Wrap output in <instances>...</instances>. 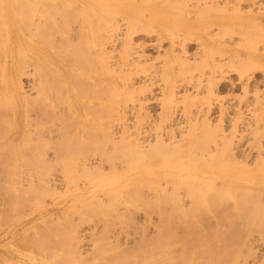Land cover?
Listing matches in <instances>:
<instances>
[{"label":"rangeland","instance_id":"obj_1","mask_svg":"<svg viewBox=\"0 0 264 264\" xmlns=\"http://www.w3.org/2000/svg\"><path fill=\"white\" fill-rule=\"evenodd\" d=\"M23 1H24V4H23ZM31 1H33V0H20V1L19 0H5V2H4V0H0L1 6L3 5L2 6L3 10L0 9V19L1 20L3 19V23L0 26V33H2L5 30V18L8 17L7 15H9L7 13H10V14L13 13V14H15V17L17 18V21L19 24L18 31H19V34L21 32V37L23 39V42L33 41V42H37V43L39 42V44L44 45L46 43H43V42H47V41H50L49 43H51V41L56 43V41H57V43H58L59 42L58 38L60 37V42H62L61 44H63V47L66 44H69V45L71 44L70 48L74 46L73 47L74 51L72 50V53L73 52L74 53L73 54L70 53L71 55L69 54L68 55L69 57L64 56V54H63L61 56L62 59H60V57L58 58V60L56 59L59 64H61L63 66L73 65L76 60L78 61L79 59H81V58H78V59L76 58V60L74 59V62H72L73 56L79 55V56H75V57H80L83 54L85 55V51H87L88 49H89L88 50L89 52L87 51L88 52L87 55H89V57L92 56L91 55V52L93 54L92 45L89 44L88 41H85V43H82V41L85 38L81 39L82 40L81 41L79 38H82V37H79V38L77 37L80 40V41H78V39H76V37L74 36V35H76V32H75L76 28H73V27H76L78 25V20H75L76 14L73 13L74 11L72 12V10L67 9V14H66V8L65 7H64L65 9H63L64 12L63 11L61 12V6H60V8L57 6L55 9L59 8L60 11H59V9H58V11L54 10L56 12L54 14V11H52L54 9L53 8L54 5L50 4V3H53V0H50L51 2H49V3H48L49 0H45V1L44 0L43 1L42 0H40V1L35 0V1H33L35 4H31ZM186 1L188 2V0H173V4H174L172 7L173 12H175V13L181 12L182 11L181 8H185V6H186V5L185 6L183 5L186 3ZM217 1L222 2L224 0H217ZM21 2H22V8L20 10ZM27 2H30L29 4L31 6L29 4L27 5ZM178 2H180V4ZM190 2H192V1H190ZM190 2L186 3V4L188 5V4H190ZM3 3H5V4H3ZM25 3H26V5H25ZM4 5H6V6L4 7ZM233 5H234V3L231 4L232 8L230 10V13H232L231 14L232 16L234 15V10H233L234 6ZM246 5L247 4H242L240 6L243 9V11L249 10V8L247 7L248 5L247 6ZM27 6H29L31 8L29 10L31 14L26 11L27 10L26 8H28ZM24 7H26V8H24ZM263 7H264V3H263ZM46 8L47 9L49 8V11L46 10ZM23 9H24V11H23ZM50 9H51V11H50ZM9 10H11L12 13ZM260 11H264V9H262ZM2 12H4V13H2ZM68 12L72 13V14L69 15ZM141 12L147 20L150 17H152L151 13L148 10H142ZM23 13H27V16H22ZM58 14H59V16L61 14L62 17H63V15L65 16V14L69 17L74 16V19L69 18V17H68L69 18L68 19L65 16V17H63V18H65V20L63 21V20H60L61 16L60 17L57 16ZM121 14H122V17H124V16L129 17V15L126 12H122ZM2 15L4 17H2ZM54 15H56L57 20L55 19ZM40 16H41V18H40ZM26 17L27 18L30 17V20L28 19V21H31V22H26V20H25V19H27ZM46 17L48 19L50 17V20L52 17V20H51L52 23H53V17H54V23H56L55 25L57 26V22L59 21L60 23L59 22L58 23L60 24V27H61V24H62V27L64 25H67L65 23L63 24V22H65V21L68 22L70 24L68 26H70L71 28L70 27L68 28V26H67L66 33L69 31L71 32L70 29L73 28L74 33L73 32L72 33L74 35L70 34L67 36H74L73 37L74 39H72V40H74V41L77 40L80 43L78 44L77 41H75V42L73 41L72 43L67 42L68 39L71 37L64 36L65 35V33H64L65 31L63 32L64 28H63V30H61L62 27L59 28V26H57L58 29H56L57 30L56 31L55 30L56 26L54 27V25H51V24L49 25L50 21L48 22ZM106 17L108 18V16H106ZM31 18H32V20H31ZM33 18H34V20H33ZM107 18L104 19L102 16L101 19L99 20V28L100 29H103L101 27L106 22ZM70 19H73V22L75 24L77 23L76 26L73 25L74 24L73 22L71 23V21H69ZM103 19H104V21H103ZM192 20L198 21V20H196V18H192ZM24 21H25V23H24ZM32 21H35L36 23H41V25L43 27L42 26L40 27V25L37 24L38 25L37 27L39 29L40 28L42 29V28H44V26H46L44 28V31H42V32H40L41 30H39L38 28L35 27L36 30H39V32L41 34L39 32H37L35 29H33L34 27L31 28L32 27L31 23H33L32 25L36 26V23L32 22ZM41 21L45 22V23L43 24ZM106 25L108 27V25H111V24L107 22ZM158 25H159L158 23H155V30L146 31V30L138 29L133 34V39H132L133 44H131L132 47H133V45H134L133 48L139 47L138 45H139V43H141V44H143V46L145 48V51L143 53L141 52L142 49L140 47H139V49H137V48L134 49L133 52H136V50H137L136 53L139 54L141 52V54H144L145 56L147 55L146 58H144L145 57L144 56L143 58L138 59V58H135L136 55H134L135 57L129 56L128 55L129 53H127V51L125 50V47L122 46L123 42H117L116 44H114V46H109V47L107 46V50L109 52H110V50L112 51L113 49L117 48V49H115L116 51L115 50L112 51L113 53L110 52L114 55V58L111 59L110 63H109L110 67L112 66L110 69L112 70V72H114L117 79L120 80V82L124 88H126V86H127V85H124V84H126V83H124L125 80L128 79L127 81L132 83V84L134 82V86H135L136 90L134 89V86L132 85L133 90L135 91V95H136V92L138 94L134 98L135 102H133V100H131V99L129 100V103L132 102V104L129 105L130 108H128L130 110L127 109L128 110L127 114H128L129 120L127 122H120V123L117 121L115 122V124H114L115 129L113 131V133H114L113 137H115L117 135L116 136L117 138H121L120 142H119V140L116 139L117 140L116 142L118 144L122 143L121 141H123L122 139H124V138H129V139L131 138L132 140L136 141L135 146L139 145L138 143H140V142L145 144V145H143V144L141 145L143 149H141V150L138 149V150L143 152L147 148L143 152V155L139 154L140 156L138 154L134 153L133 150H129L128 152H126L123 149L121 150L119 146H117V147L115 146V150L113 151V149H114L113 147H114L115 143H113L112 139H110L108 132L106 131V129H109V127L107 128L106 125H102L104 122H105L104 124H106V118H108L109 114L111 113V112H109L108 115H106V117H104L106 113L104 114L103 112L107 111V110L102 109L101 111H103V112H100V113H103V115H104L103 116L104 118H102V119H104V120H102V123L89 124L90 128L88 127V124H87L86 128H88L87 129L88 131L86 130L85 132H87V133L91 132L90 135L92 136V134H93L92 139H91V136L88 137V134L86 135V133H85V135L87 136L86 137L87 142L85 141L86 140L85 139L83 142H80L82 144L81 145V144H79L78 141H77L78 143L77 142L73 143L72 142L73 140L70 137L68 138L69 134H71L72 131L74 130L71 127H75V125L71 126V124H73L75 122L72 123L71 122L72 119H71L69 121L71 123H69L67 121L69 119H67L65 116L64 117L67 120H65L63 116H62V118L64 120L62 118H59V117H61L60 112L58 113V111H60V109H61V112H64L63 114H66V116H67L68 110L63 109L64 111H62L63 107L67 108V106H65L67 104V102H64V105L62 104L63 105L62 106L60 100L65 98V97H62L61 94H59V92H57L58 95L56 94V91L59 90V88L62 89L61 87L65 86L64 81L62 84L63 78H65V77L68 79H70L69 77L72 78V76L67 77V75H68L67 71H66L67 75H65V77L59 76L62 80L58 77L54 78L53 77L54 75L51 77L52 74L47 77V79L49 80V83H50L49 85H52V83L55 80L56 81L59 79L61 80V83H59V81H57L58 84L60 85L59 86L57 84L59 86V88L56 89L55 88L56 86L54 87L55 88L54 92L56 94V95L54 94L55 98L57 97V99H58L61 96V99L59 98L60 100H58L59 106L60 105L61 106L60 107H57V105L55 106L54 102L56 100L53 98L54 92H51L49 94V97H50V99L52 98L51 99L52 105L54 106V107L53 106L52 107L54 108L55 113L51 112L50 108H48L50 111L45 108L48 111L47 114H49V113L54 114V116H53L54 118L57 115V118H59V120L56 121L57 118L52 119L51 117H49V116H51V114L49 116L47 115L48 116L47 118H46V116H44L46 114L41 115V112L42 113L44 112L42 110L44 107H42V109H41L39 107V105L41 106V104H40L41 102H42V104H44V103H43L42 99H40L42 101H40L38 99V98H41V95H39L40 93H38V91H36L37 88L34 86L37 84V83H35V81L37 80L38 75H40V77H42V75H44V73H45L44 69L46 68V66H45L44 62H41V65L44 64L41 66V67H43L42 68L43 70H42V69L38 68L40 62L35 57H32V58L28 57L29 58L28 59L27 56H25L24 60L22 58H19V59H22L24 61L23 62L20 60L21 62L25 63L24 67L22 64L19 63L18 57H16V58L13 57V55H10L11 54L10 52H8V54H5L6 57L8 56L7 58L3 55L4 60H3V58H0V60L1 59L3 60V62L0 61V69L2 70V71H0V73H1L0 74V76H1L0 77V81H1L0 85H2V86H0V89L2 88L0 91V96L4 90L2 78L5 75L6 71L11 72L12 68L16 72H14V70H13L11 73H14L13 75L15 76L14 78L16 79V81L18 83H21L22 86H24L23 87L24 91H28L29 89L27 86H29V88H30V85L35 83L33 85L34 86L33 89L36 88L35 91L38 93V95L35 94L36 92L33 91L32 86H31L30 89L32 91L31 90H29L30 92L28 91V93H30V95L27 93L25 94V92L22 89V91H23L22 97L25 99L24 101L26 104H28V107L29 106L31 107V105H32V108H33V111H30V108L28 109V112H29L28 114L32 115V116L30 115L31 117L29 119L35 120L34 123H38V124H36L37 129L42 128L44 130V131L42 130V132H44L43 136L41 135L42 132L40 133L41 129L39 131L40 134H38V132L35 131L36 128H34L33 132L31 131V134L33 133L32 135H34V137L37 139H33L34 137L32 135H30V136L29 135H27V136L23 135L24 138L26 137L25 138L26 141H25V139H23V137H21L20 139L17 140L18 142L17 141L13 142L11 139V140H8V143L5 144L6 148L9 145L8 147H10L11 150H12V148L10 145H12V144H14L15 148L16 147L20 148L21 151H22V149H21V147H22L23 151L25 153L24 154L25 156H22L21 155L22 152H20V151L18 153L14 152V151H10L11 154L7 153V151L9 152V148H7L6 151L4 150L0 153V161L1 162L3 161L2 163L0 162V165H2V164L3 165L4 164H6V165L12 164L13 165V163H12L13 159H14L13 162H15V164L13 166L9 165V167H8V166L4 165L5 168L4 167L0 168V264H214V263L215 264H223L224 260H225L224 261L225 264L227 262L229 264H233V263L234 264H264V188H263L264 187V164H262V162H264V156H263V159L261 158V161L259 160V158L262 155H264L263 154L264 153V139H263L264 137H262V136H264V120H263L264 119V116H263L264 115L263 114L264 113V69L258 68L255 72L250 71L248 73V75L242 76L239 73L238 69H236L235 67H231L232 60L235 61L236 58H234L233 53H227V52H225V50H229V49L239 47V45L241 46L245 42H241L242 39H240L239 35H234V37L232 38V40L234 42H229V40H230L229 37L225 36V38L223 40H226L227 42H215L218 47L220 46L224 50L218 51L216 49L218 52L214 51V54H212V57L215 59V63L218 65L219 64L222 65V67L220 69L221 73L218 72L217 74L213 75L214 77H212V75L209 72L206 74H203V73L201 74L199 69H196V70L193 69L194 70V73H192L193 78L190 77V76H192L191 72H193V70L192 71L190 70L189 74H187V75H186V73H184V71H182L184 73V75L182 76L183 78H182L181 76L178 75L180 73L182 75V72H180L179 70H175L177 73V77H178V78L176 77V79H178V81H177L174 77L175 75L172 73L170 74V70L167 71V73L169 75L166 73V76H165L166 70L164 69L163 66H161L162 67V70H161L160 65L162 64V61H164V58H166L165 52L167 50H171V42L168 39H165L164 41H158V38H159V35L161 32L159 30ZM27 26H29V27H27ZM47 26L49 28L51 26H53V27H51V32L53 31L55 35L53 33H52V35L48 33L49 35L47 36V38L45 37L46 32L49 30V28ZM28 28H31L32 30L28 29ZM46 28H48L47 31L45 30ZM59 29L62 31V33H60V35H59V33H57L60 31ZM29 30H31L33 34H35L34 32H36V34L35 35H33L32 33L30 34L31 31L29 32ZM214 30H215V32H214ZM214 30H213V34L215 35L216 32L218 34V31H216L218 29L214 28ZM122 31L126 32L127 30L124 28V30H122ZM4 32H7V31H4ZM102 32H103V30L99 31L100 37L104 36V34H105L104 32H106L105 29L103 32L104 34ZM43 33H44V35H42ZM77 33L79 35V32H77ZM3 34H5V33H3ZM6 34H7L6 36L0 34V38L3 41L8 39L7 38L8 33H6ZM12 34L16 37V39H14V36L11 35V36H13V37H11L12 42H17L18 41L17 33L12 32ZM36 35H37V37H36ZM40 35L44 36V38H42V36H40ZM218 35L221 36L222 34H218ZM55 37H56V39H55ZM61 38L62 39L64 38L65 40L63 39L64 41H61ZM42 39H45V41ZM235 41H237V42H235ZM18 42H21V41H18ZM64 42L65 43L67 42V43L64 45ZM70 42H71V39H70ZM118 43H120L121 45ZM187 43L188 44L186 46V50H185V52L183 51V54L181 51L182 47L176 48V50L174 52V54H176L175 56H178V53H179L178 57H181L183 60L187 59L190 62V64H189V62L187 61L188 66L194 65V64L196 65L197 63H200V60L198 59L196 61V58L199 55L198 52H199L200 48L203 46L202 40L196 39V37H194L192 41L187 42ZM4 44H5V42L0 41L1 47H3L2 45H4ZM86 44H89L91 46H87ZM117 44H118V46H116ZM69 45H66L67 47H64V48L68 49ZM47 46H48V44H47ZM82 46H83V49L85 48V50L82 49ZM50 47H52V45ZM50 47H47V48L52 53H53V51L54 52L58 51L57 50L58 47L52 48V50L56 49L53 51L50 49ZM86 47H89V48L86 49ZM111 47H113V48H111ZM74 48H76L79 51L81 50L80 51L81 53L79 51L78 52L82 55L78 54V52ZM122 48H123V52H120V51H122ZM11 49L13 50V47H11ZM59 49L61 50L62 47H59ZM90 49H91V51H90ZM242 50L246 51V49H243V48H242ZM62 51H63V49H62ZM64 51H66V50L64 49ZM67 51L69 52V50H67ZM117 51L120 53H118ZM3 52H4V49L2 50L0 48V53L3 54ZM115 53L118 56H120V55L122 56L124 54L123 55L124 58L121 56L120 57L125 59V60L126 59L130 60V63H127V65L129 64V67H131V68L129 69V67L126 65V63H124V64L127 67H124L123 66L124 64L122 63L123 61L121 62L120 61L121 58H119V57L116 58ZM222 53H225V55L222 56L221 55ZM53 54H55V53H53ZM84 55L82 56V58L84 57V59H83V61H81L80 64H82L84 62V60L86 61V59L89 58V57L86 58V56H84ZM93 55H95V58L97 60L99 59V58H97L96 54H93ZM183 56L184 57L187 56V57L184 58ZM63 57H64V61L66 63L63 61ZM70 58L72 59V61L70 60ZM92 58H93V60L91 59V64L96 65L95 62H97V61L94 60L95 59L94 56H92ZM181 58H179V60ZM220 58H222V59H220ZM6 59H7V61H6ZM59 59L61 60V62ZM68 59L71 61V63ZM116 59L119 60L120 62L117 61ZM144 59H145V61H147L148 64L144 61ZM27 60H28V62H29V60H32V61H30L31 63H28V64L30 66H31V64L34 67L36 66V68H38V70H39V71H37V69H36V71L38 72V73H36V71H34L33 66H32L33 71L31 70L32 67L27 68V72H29V70H30V72L28 74L31 73L30 75L33 74V76L28 75L26 77V75H24L26 73L25 65L27 63ZM89 60H90V58L87 60V63H89ZM149 60H150V63L148 62ZM229 60L231 62H229ZM67 61H69V64L67 63ZM93 61H94V63H92ZM100 61L101 60H98V62H100ZM139 61H140V63H139ZM37 62H39V63H37ZM3 63H4V65H3ZM87 63H85L86 66L88 65ZM116 63L123 64L122 65L123 67L119 66ZM142 63H144V65H146V64L147 65L144 66ZM230 63H231V65H230ZM19 64H20V67H19ZM139 64H142V65H139ZM14 65H15V67H13ZM74 65H77V62ZM78 65H79V63H78ZM82 65H84V64H82ZM93 65H92V67L94 68L95 71L93 70V68H90L91 66L90 67L88 66V69H86L87 67L86 68L84 67L86 79L92 78V77H90V74L94 73V75H95V73H96L95 76H97L100 73L99 71H101L100 70L101 63L98 64L99 66H97V69H95L96 66L95 65L93 66ZM137 65H139V67L142 66L143 68L141 67L142 69L140 68L141 69L140 70L139 67H136ZM6 66L8 68H6ZM149 66H150V68L152 66L153 67L150 69ZM19 68L24 70V72H22V74H21V77L23 80H21V78H20V72L21 71H19ZM89 68L91 70H93L94 72L93 71L91 72L89 70ZM98 68H99V71H98L99 73L96 72V70H98ZM119 68H122L123 70H120ZM132 68H136L138 70L132 69ZM114 69L116 71H118V70L119 71L115 72ZM127 69H128V71H127ZM163 69L165 70L164 74H162ZM86 70H87V72H86ZM124 70L127 72H124ZM134 70L137 72V74ZM143 70L146 74H144V72L142 74ZM129 71H131L132 74L129 75V73H130ZM138 71L139 72L141 71V72L138 73ZM175 71H173V72L175 73ZM34 72L36 73V77L34 75L35 74ZM87 73L88 74L90 73L89 76ZM64 74H65V72H64ZM72 74L75 76V73H72ZM102 74H100V75L102 76ZM126 75H127V78H125V80H124V77H126ZM171 75H174V76H171ZM129 76H131V77H129ZM162 76L165 79L161 80ZM85 77L83 75L81 78L85 79ZM102 77H103V79H107L104 76H102ZM184 77H186V78H184ZM197 77H199V79L201 78L200 82H199V79ZM78 78H80V76ZM209 78L211 80L213 78L214 79H213V81L209 80V82H208L207 79H209ZM74 79H75V77H74ZM86 79H85V81H86ZM141 79L143 82L141 81ZM172 79L174 81L176 80L175 86H174V82L171 83ZM183 79H184V81H183ZM215 79H216V81H215ZM39 80H40V78H39ZM39 80H37V81L39 82ZM71 80L69 83L74 87L76 84H78L77 86L79 88V86H80L79 82L80 81L76 80V82H78V81L79 82L74 84L75 80L74 81L73 80L71 81ZM22 81L24 84L22 83ZM85 81H83V82H85ZM83 82H82V86L84 85ZM212 82H213V84H212ZM56 83H53V84L56 85ZM152 83H153V85H152ZM207 83H208V85H207ZM147 84H149V85H147ZM209 84H211V85H209ZM85 85L86 86H83V87L86 90L89 87V85H87V83ZM141 85H143L142 89H146V91H144L143 93H141V91H140V90H142V89H140ZM167 85L168 86L173 85L174 87H176V88H174L176 91V94H174V99L175 98H177V99L174 100L173 96L170 95L171 93L167 94V98L170 97L172 101L169 100V98L163 99V97L166 96L164 93L165 89H166V92L168 90ZM82 86H81V88H82ZM113 86H115V85H113ZM146 86H149V87L146 88ZM202 86L203 87L205 86V87L203 88ZM123 87H121V88L123 89ZM116 88H115V91L113 90L114 92H116ZM93 89L95 90V88H93ZM79 90H83V88L82 89L79 88ZM85 90H83V91H85ZM88 90H90L89 92L91 93V88H89ZM117 90H119V89L117 88ZM162 90H164V91H162ZM52 91H53V88H52ZM97 91H99V89ZM89 92H87L88 94H86V92H84V95L88 96V98L90 96L93 97L95 95H98V93L97 94L92 93L93 95H91ZM61 93L63 95V91ZM206 93L208 95H210V96H208L210 98H207ZM32 94L37 95V96H33ZM51 94L53 95L52 97H51ZM28 95L30 96L31 100H29ZM118 96H119V94H118ZM186 97H187V99H186ZM88 98H87V100L89 101L90 99H88ZM194 98H195V105L198 103V106H200V105L202 106L203 103L204 104L206 103L205 106H204V104L202 107L200 106L201 107L200 109L202 111H204L205 114L206 113L207 114L206 115L202 114V112H201V114L203 116H207L209 118V122L211 124L210 128L211 129L213 128L212 131H214V133H212L210 135H208V133H206L205 130L207 128H205L206 126L204 127V124L201 123L203 116L199 114L198 110H200V109L196 105L197 106V107L195 106L196 108L191 107V110H193V112H195V113H193V117L195 115L200 116L201 121L197 122V124H199V126H201L203 124L202 126L204 128L201 126V128L199 129V126H197L198 127V128H196L197 129L196 130L197 135H195L196 133L194 135L192 134L195 131L194 128L196 127V125H195L196 123H194V121L192 119L191 120L188 119V118H190L189 115H191L192 113H190V111H189V113H190L189 114L188 109L186 112H184L186 109H183V108H185V106H188V104H187L188 100L191 101V100H194ZM117 99H115V100H117V101H115V103H116V107L119 110L117 109V111H116V109H115V111L117 113V114L115 113L116 116L118 114L122 115V113H124L123 112L124 110H122V107L124 108V106H125V104L122 103L124 105L121 107V105H120L121 103L120 102H119L120 104L118 103L119 98H117ZM207 99H208V102H205V101H207ZM256 99H257V101H259V100H261V101H259L257 103ZM10 100H11V101H9V102H11L10 107H13V105L20 103V101H21L20 99H16L14 97H11ZM36 100H37V102H36V104H34ZM167 101H171L172 103H175V105H172L170 102L168 103ZM9 102L7 100V104H9ZM164 102H165V104H164ZM182 102H183V104H182ZM21 103L23 104L22 101H21ZM30 103H32V104H30ZM117 103L120 106H117ZM188 103H190V102H188ZM199 103H200V105H199ZM207 103H209V104H207ZM7 104L2 103L1 112H0V114L1 113L3 114L2 118L4 115H5L4 117H7L10 115V113H12L11 109H13V108H9L10 104L9 105H7ZM168 104H170L169 106H171V107L173 106V107L170 109V107L167 106ZM176 104H177V106H176ZM42 106H44V105H42ZM7 108H9L10 111L9 110L8 111L10 113H8ZM167 108H169V109L167 110ZM197 108H198V110H197ZM177 109L179 112L177 111ZM194 109H196L197 111H195ZM46 110H45V112H46ZM56 110H58V111H56ZM65 110H67V113H65L66 112ZM86 110L89 111V113H90V110H88L87 108L84 109L85 113L87 112ZM97 110H99V109L96 108V111ZM140 110H142V111L140 112ZM256 110H257V113H256ZM96 111L94 110V113ZM168 111H170L171 114ZM38 112L40 115L37 114ZM138 112L141 113V115ZM184 113H185V116L188 119V121L184 120L185 119ZM111 114L115 115L114 112H112ZM165 114H166V116H165ZM260 114H261V117H260ZM11 115H13V114H11ZM142 115H143V121L140 119V117L142 118ZM145 115H146V117H145ZM170 115H171V117H170ZM178 115H180L181 117ZM99 116L101 117V115H99ZM11 117H10L9 121H7L9 118H7V119L4 118L8 123L2 124L0 121V129L2 128V130L0 132L6 133L5 134L6 137L4 139H2L0 136V138L2 139V140L0 139V142L5 141L8 137V135L11 133L10 132L11 128L9 126V122L11 124L13 123L12 122L13 120L11 121V119H13V117L12 118ZM135 117L139 118L140 122ZM257 117L258 118L260 117V118L258 119ZM49 118H50V121H49ZM68 118H69V114H68ZM164 118H165V121H164ZM221 119H223V120H221ZM255 119H256V122H255ZM5 120H4V122H6ZM51 120H53V121L51 122ZM189 120H190V122H189ZM235 120L237 122H234ZM63 121H65V123L68 122V124H70L69 127L71 126L70 129H72V130H70L69 127L67 128V124H66V129H65L64 128L65 123ZM62 123H64V125H62ZM183 123L185 126L183 125ZM6 124H8V126ZM56 124H57V126H56ZM95 125H97V126H95ZM98 125H100V127L102 128L101 131L103 133H101ZM116 125H118L119 127H117ZM135 125H136V127H135ZM220 125L222 128L220 127ZM257 125H258V127H257ZM40 126H42V127H40ZM94 126H95V128H94ZM173 126H175L176 128ZM191 126H192V131L190 130ZM46 127H48L49 129ZM219 127H220V129H219ZM253 127H254V129H253ZM63 128H64V130H62ZM92 128L96 129V130L93 129L94 133H93ZM67 129H69L70 133ZM146 129H149L147 131L150 133H148L146 131ZM187 129H188V131H187ZM222 129H223V131H222ZM8 130H9V134H7L8 132H6ZM59 130L62 132H60ZM66 130L68 132H66ZM89 130H90V132H89ZM117 130L121 133L117 132ZM122 130L124 131L123 134H125L124 137L122 136ZM128 130H129V132H127ZM160 130H161V132H160ZM201 130L204 132H202ZM251 130H253L254 132H252V133L249 132ZM96 131L97 132L99 131L98 132L99 134ZM171 131L173 132L172 134H170ZM45 132H47L48 134ZM55 132H57V134ZM186 132L188 134L190 133L188 135V137L186 135L187 134ZM201 132L203 133V135ZM3 133H0V134L2 135ZM51 133L52 134L54 133L55 135H52ZM61 133H62L63 137L66 134V139H68L69 141L66 140L65 137L63 138L65 140H63L61 137L62 135L59 136V134H61ZM95 133H97V135ZM126 133H128V135ZM250 133H251V135H250ZM102 134H104L103 141H102V138H99V137H101ZM134 134H136V135H134ZM174 134H175V136H174ZM200 134H201V136H200ZM217 134L220 136H218ZM260 134H261V136H259L260 137L259 138L258 135H260ZM37 135H39V136H37ZM159 135H162V137L160 136L159 138L160 139L164 138L163 139L164 141L161 139L163 142H165L167 140L166 142L169 145H171V143L173 142L174 145L172 144V146H175L174 142H176L177 145L175 146V148H173L172 146H168V147L164 148L167 145V143L165 144L164 147L161 146V144H157L159 141L157 139ZM204 135H205V138L204 137L202 138V136H204ZM211 135L212 136L214 135L215 137L217 135V137L215 139L217 141H215L213 138H211L212 137ZM221 135H224V136L221 137ZM28 136L30 137L29 141H27ZM45 137H47V138H45ZM94 137L96 139H94ZM219 137H221V138H219ZM223 137H226L228 139L227 143H226L227 139H225ZM55 138H57V140ZM58 138L62 139L63 141L58 139ZM255 138H257V139H255ZM261 138L263 139V141H260V140H262ZM45 139L46 140L48 139L47 141L49 143H47V141H45ZM93 139H94V141H92ZM107 139H109V142L107 141ZM194 139H196V140H194ZM208 139H210V140L213 139V141L217 142L219 144V146L222 143V147L221 146L219 147V152H220L221 148L223 150H225V148L228 144V146L229 147L231 146L230 148H232L229 150V152L231 151L230 152L231 154L234 153V156L232 157V155L229 152L227 153V150L224 152H226L228 156L224 155L225 153L223 152V150H221V152L223 153L222 155H224V157L221 155V157H223V158H221L220 157L221 152L220 153L218 152V144L213 143L212 141H210ZM137 140H139L138 143H137ZM192 140H194V141H192ZM222 140H224V142ZM50 141H51V143H50ZM53 141H54V143H52ZM57 141L58 142L61 141V142L58 143ZM144 141L146 143H144ZM202 141L204 143H202ZM9 142H11L12 144H10ZM68 142L70 144L73 143L72 145H75V144L78 145V146L77 145H75V146L78 148L77 149L78 151L80 150L79 152L77 150H75L76 149L75 146L71 145L73 147V149L75 148L74 149L75 151H73L74 153L72 152L74 154L73 155L74 157L70 156V153H68L70 157L67 156L68 154L65 150L68 147H70V144ZM110 142H112L113 144H111ZM151 142H153V144L155 143L154 144L155 148H152V149L153 150L155 149V152L158 150L159 153L156 152V155L157 154H159V155H157V156L154 155L155 153L152 152V149L150 150L151 153L149 151H147L149 149V146L152 145ZM178 142H179V144H178ZM197 142H200V145ZM219 142H221V143H219ZM262 142H263V144H261ZM84 143H86L87 145ZM117 143H116V145H117ZM149 143H150V145H149ZM207 143H209L210 146ZM259 143L261 145L260 147L262 148V150H260L259 149L260 147L257 146V145H259ZM22 144H24L25 146H23ZM54 144L57 147H55ZM65 144H67V145H65ZM100 144H102V145L100 146ZM104 144H107V145L105 146ZM223 144L225 145V148H224ZM40 145L41 146L43 145L42 147H44L45 149L47 147V149H49V150H43L42 151V148ZM61 145H63L62 147H64L63 149H65V150L62 149ZM79 145L81 147H79ZM83 145L85 147L87 146L88 148L87 147L85 148ZM89 145H91V146L89 147ZM154 145H152V146H154ZM157 145H160L161 147L159 146L160 147L159 148V147H157ZM188 145H190L189 148H187ZM198 145H199V147L205 146L204 148H206V145H208L209 150L207 149L208 151L207 150L204 151V149H202V148L199 149ZM30 146H32V147L38 146L39 151L34 152V150H33L34 153L29 151L30 149H28V148H31ZM82 146L84 147L83 150H82ZM104 146H105V148H104ZM145 146H148V147H145ZM59 147H60V149H59ZM96 147H98L100 150H98V148H96ZM196 147H198V148H196ZM229 147H228V149H229ZM255 147H257V148H255ZM40 148H41V150H40ZM91 148H92V151L89 150ZM190 148H192V149H190ZM85 149H88L89 151L85 150ZM170 149L173 152L169 151ZM258 149L260 151H258ZM58 150L59 151L62 150V152L59 153L60 156L58 154V152H59ZM97 150H98V153L100 152L99 154L96 153ZM101 150H103V151H101ZM105 150L106 151L108 150L107 153H109V154L104 153V152H106ZM110 150H111L112 155H110V152H109ZM116 150H119V151H116ZM138 150L136 149L135 152H137ZM200 150L201 151L203 150L201 153L202 155L199 154ZM64 151H65V155L62 156V154H64ZM112 151L114 152V154ZM162 151H164L163 152L164 154L168 153V155H164V154L161 155ZM187 151H191V152H187ZM209 151H211V152H209ZM84 152H86V153H84ZM101 152H102V154H101ZM14 153H15V155H14L15 157L13 156ZM29 153H30V155H29ZM35 153H36V156L34 155ZM41 153H43V154H41ZM121 153H124V154L121 155ZM196 153L198 156L200 155V157H197L195 155ZM5 154H6V156L4 157L3 155H5ZM44 154H45V157L43 156ZM78 154H79L80 158L77 157ZM87 154H88V156H86ZM125 154H126V157L124 156ZM135 154L138 156H135ZM185 154L188 156L186 157ZM92 155H94V156H92ZM95 155H96V157H95ZM104 155H105V157H104ZM116 155H119V158ZM211 155H212V157H211ZM64 156L65 157L67 156L68 158L72 159V160L69 159V161H68V162L71 161L70 164H65V161H67L68 158H65ZM82 156L85 158V161H83L84 158H82ZM109 156H112V157L114 156L115 158L114 157L110 158ZM151 156H152V158H151ZM153 156H154V158H153ZM166 156H167V158H165ZM86 157L88 158V160H90L89 162H88ZM94 157H95V159H94L95 161L99 160L98 163L95 161L93 162ZM196 157L198 158V161H197ZM209 157H210V159H209ZM74 158H75V160H74ZM19 159H21V160H19ZM91 159H92V161H91ZM112 159L115 160V162ZM186 159L188 160V162ZM79 160H81L82 163L83 162H85V163L91 162V164L97 163L96 165H99V163H100L101 168L103 167L104 169L103 168L102 169L106 172H103L100 169V167L94 166V165L91 167H98L100 170L98 168H97L98 171H97V169L95 170V168H93V170H91L92 168H90V167H89V169L91 171H89V169L86 170L85 168H84L85 169L84 170L83 169L84 163L82 164L81 161L79 163ZM86 160H87V162H86ZM73 162H74V164H73ZM112 162H113V164H112ZM119 162L122 164L124 162L123 167H122V165H120ZM192 162H193V164H192ZM20 163H22V164H20ZM24 163H26V164H24ZM42 163H44V167L42 166ZM209 163H210V165H209ZM17 164H18V166H17ZM23 164L25 167L23 166ZM27 164H29V166ZM114 164L116 166L118 164L117 168L120 166L122 168L115 170ZM260 164H262V165H260ZM30 165L33 168L30 167ZM34 165L36 166V168ZM40 165L42 166V168ZM63 165H64V167H63ZM66 165L67 166L69 165V166L67 167ZM73 165H75V166H73ZM20 166H22V167H20ZM127 166L129 167L128 170L125 171V174L122 173V171L124 170L123 168L127 167ZM76 167L78 170L76 169ZM81 167H82V169H81L82 172H84V173L87 171L88 172L83 175L81 170L79 169ZM106 167H108V168H106ZM70 168L72 170H70ZM73 168H74V170H73ZM113 169H114V171H113ZM77 171L78 172L80 171V172L78 173ZM93 171L95 172V175H93L94 174ZM89 172H92V173H90L91 175L88 174ZM83 176H85V177H83ZM48 180H50V181H48ZM166 180H167V182H166ZM249 181H252V182L254 181L256 184L262 185L261 189L249 191L247 188H245L246 190L244 191L242 188H239L237 190V192H234V191H233L234 193L233 192H223V195L221 194L222 192L221 193L219 192V191H222L221 186L223 187V185L227 186V184H229V183H235V184L238 183L240 186L245 185L247 187L250 185V184H248ZM218 184H219V187L217 186ZM162 185H163V187H162ZM174 185L181 186V187H179L181 192H180L179 188L177 186H174ZM199 186L202 188H200ZM216 186L218 189L219 188L220 189L218 190L216 188ZM189 187L192 191H190L189 189L188 190L185 189V188H189ZM162 188H163V192H162ZM207 188H209V189H207ZM214 188L216 190H218V193L216 192V190ZM55 189L57 191L54 192ZM164 189L167 193H164ZM176 189H178L179 191L178 190L176 191ZM211 189L213 191H215L217 194L215 193V195H212L213 191H211ZM175 191L177 194H180V195H178V197L180 196L178 198L179 202L176 201L177 199L174 198V195L176 194ZM195 191L197 193H195ZM204 191L205 192L207 191L206 195H205ZM170 192H171V195L173 197H170V194H169ZM203 192H204V194H203ZM209 192H210V194H209ZM162 193H164V195H167V196L169 194L168 198L163 199L162 196H164V195ZM192 193L197 194V195H193ZM227 193L231 194L230 197L233 198V200L227 196ZM49 194H52V195H49ZM200 194H201V196H200ZM218 194L220 195V201L222 200L221 198L224 199V200H222L221 203H219L220 201L218 200L219 199ZM243 194H245V200H244V198L240 197V196L244 197ZM207 195H209V196L206 197ZM224 195H226V196H224ZM109 196H110V198H109ZM167 196H165V197H167ZM190 196H191V199L189 198ZM194 196L195 197L200 196L201 198L203 197L204 199L207 198L205 200L206 201L205 203H207V205L209 204L208 206H210V208H211V206L213 208V209L209 208V214H207L208 209H207V205L204 203V199H201V201L197 202V199ZM213 196H216V197H213ZM200 197H199V200H200ZM226 197H227V200L225 199ZM172 198H174L173 200H175V202H177L176 204H179L181 207L184 206L183 208H181V207L179 208V207H177L176 204H173V206L176 205L177 210H178V208L180 209V212L178 210V213L176 212L177 211L176 207H173L171 204V203H174ZM176 198H177V196H176ZM241 198L244 201V203H243V201H241ZM110 199H113V200H111L112 203H111ZM208 199L211 201L210 203L212 205L209 203ZM211 199L215 200V201H212ZM161 200L162 201L164 200V202L166 200L167 201L164 204V202L162 203ZM225 200L228 202H229V200L234 201L231 203V207H230L231 211L233 212V215H230L231 212H230L229 207H223L225 205V203L223 205H222V203H223V201L225 202ZM108 201H109V203H108ZM113 201H116L117 203L113 202ZM118 201H120V203ZM193 201H195V206H193V204H192ZM180 202H181V204H180ZM196 202L200 203V204L204 203L206 207H203V208H205V210L202 208L201 205H198ZM102 203H103V205L105 204V206L101 205ZM122 203H123V206L120 205ZM166 203L168 206H166ZM217 203H218V205H217ZM229 203L227 204V202H226L225 206H228ZM240 203H242L243 206H242V204L240 205ZM126 204H127V206H126ZM109 205H110V208H109ZM160 205L164 209L163 211H162V208H160ZM163 206H165V207H163ZM199 206H201L202 209ZM232 206H233V208H232ZM111 207H112V209H111ZM124 207L125 208L128 207L127 209H129V210L131 209V211L126 210ZM191 207L193 208L192 211L190 210ZM196 207L197 208L199 207V208L196 209ZM236 207L241 209V211L239 212V209H237ZM165 208H167V209H165ZM217 208H220L219 212H218ZM173 209H175V213H177L179 216L177 214H174L175 216L171 214L172 212H174ZM181 209H182V211H184V212H182L183 214L181 213ZM187 209H189V211H188L189 216H187L188 214H187V212H185V211H187ZM199 209H200V211L201 210H203V211L200 212ZM206 209H207V212H206ZM214 209H215V213L217 212L216 215L214 213ZM234 209H235V212H237V213H235L233 211ZM166 210H168V211H166ZM112 211H114V212H112ZM165 211L167 213H165ZM197 211H198V214H200L198 217H197ZM205 212H206V214H205ZM169 213L171 214V216ZM179 213H181V214H179ZM184 213L186 216L184 215ZM195 213H196V215H195ZM211 213H212V215H211ZM202 214H205V215L202 216ZM223 214H225V215H223ZM234 214L236 215V217ZM260 214H262V215H260ZM194 215L196 218L194 217ZM218 215H220V216H218ZM162 216L163 217L165 216L164 219L169 218L170 220L168 219V221L164 222L165 220L163 221ZM217 216H218V218H217ZM171 217H172V219H171ZM177 217L179 219H177ZM223 217L226 220H224ZM226 217L228 219L231 218V220L228 221V219ZM221 218H222V221L224 220L223 222H225L224 225L225 224L228 225V229H226L227 228L226 225H225V227L222 225L223 224L222 221L218 222L219 219L221 220ZM232 218L234 220H232ZM216 219H218V220L216 221ZM255 221H256V223H254ZM167 222L169 224H167ZM231 222H234V225L232 224L233 227L230 225ZM165 226H167V227H165ZM219 226L221 227L220 228L221 230L219 229ZM223 229H226V230L224 231ZM249 229L251 231H249ZM219 230L221 232H219ZM222 230L225 233L222 232ZM248 231L251 233H249ZM234 252L237 253V255ZM239 252H241V253H239ZM231 257H233V258H231ZM235 261H237V262L235 263ZM230 262H232V263H230Z\"/></svg>","mask_w":264,"mask_h":264},{"label":"bare ground","instance_id":"obj_2","mask_svg":"<svg viewBox=\"0 0 264 264\" xmlns=\"http://www.w3.org/2000/svg\"><path fill=\"white\" fill-rule=\"evenodd\" d=\"M20 1V0H19ZM33 1H35V0H33ZM33 1H31V4H35ZM40 1V0H39ZM43 1V0H42ZM45 1V0H44ZM190 1H192V2H190ZM264 0H224V1H222V2H220V1H215V0H188V2L186 1V3H189L190 2V4H183L184 6H185V8H181L182 9V11L181 12H179V13H175V12H173V10H172V7H173V0H53V3H50V4H52V5H54V9L52 10V11H54V10H57L58 11V9L60 8V6H61V12L63 11L64 12V10L63 9H65L66 8V14H67V9H70V10H72V12L74 13V14H76V16H75V20H78V27L76 26V24L73 22V19H74V16H72V17H69V16H67L66 14H65V16L68 18H73V19H70L69 21H71V23L73 22L74 24L73 25H75L76 27H73V28H76V30H75V32H76V35H74L73 33H74V31H73V28L72 29H70L71 30V32L69 33V32H67L66 33V29H67V26L68 25H70L68 22H63V24L65 23V24H67V25H64L63 27H62V24H61V27H60V22L58 23L57 22V26H59V28H61V30H63V28H64V30H63V32L65 33V35L64 36H66V37H71V38H69L68 39V41L67 42H69V43H72L74 40H72V39H74L73 37L75 36L76 37V39H78L79 37H82V38H79L80 40L81 39H84L83 41H82V43H85V41H88L89 42V44H91L92 45V48H93V54H96V56H97V58H99L98 60H101L100 62H98V60L95 58V55H93L92 54V52H91V55L92 56H94V60L95 61H97V62H95L96 63V68L95 69H97V66H99L98 64L99 63H101V65H100V70L101 71H99V68H98V70H96V72H98L99 74L97 75V76H95L96 75V73H95V75H94V73L93 74H90V77H92V78H87L86 79V77H85V71H84V69L86 68V69H88V66L90 67V68H93L92 67V65L93 64H91V59L93 60V58H92V56L91 57H89V55H87L88 54V52L87 51H85V55L84 56H86V58H90V60H89V63H87V60L89 59H86V61L84 60V62L82 63V64H84L85 65V63H87L88 65L86 66H84V65H82V64H80L81 63V61H83V59H84V57L82 58V54H80L81 52V50L79 51V50H77L76 48H74L77 52H78V54H80V55H82V56H80V57H75V56H79V55H74L73 56V61H72V57L70 58V60L72 61V62H74V59L76 60V58L78 59V58H81V59H79L78 61L76 60L75 61V63L77 62V65H67V66H63V65H61V64H59L58 63V58L60 57V59H62V55L64 54V56H68L70 53L71 54H73L72 53V50H73V47H71L70 48V46H71V44L69 45V44H66L65 42H64V45L66 44V45H69V48L68 49H66V48H64V47H67L66 45L63 47V44H61L62 42H60V37L58 38L59 40V42L57 43V41H56V43H54L53 41H51V43H49L50 41H47V42H43V43H46V44H39V42L37 43V42H33V41H30V42H23V39H22V37H21V32H20V34H19V31H18V26H19V24H18V21H17V18L15 17V14H13L12 13V9L11 10H9V11H11V13L12 14H10V13H7V14H9V15H7L8 17H6L5 18V30L4 31H7V32H2V33H0L1 35H7L6 33H8V39L7 40H2L1 38H0V41H2V42H5V44L4 45H2L3 47H1L0 46V48L3 50L4 49V52H3V54H1L0 55V58H3V55L5 56V54H8V52H10L11 54L10 55H13V57H18V59L19 58H22L23 60H24V58H25V56H27V58L29 57V58H32V57H35L36 59H38L39 60V62H40V64H39V66H38V68H40V69H42L43 67H41L42 65H44L45 64V66H46V68L44 69V75H42V77H40V75H38V77H37V80H39V78H40V80H39V82L36 80L35 81V83H37L36 85H34V84H31L30 85V88H31V86H32V89H33V87L35 86L36 88V91H38V93H40L39 95H41V98H38L39 100L40 99H42L43 100V103L44 104H42V102L40 103L41 104V106L39 105V107L42 109V107H44L42 110L44 111L43 113L41 112V115H44V114H46V115H44V116H46V118L51 114V116H49V117H51L52 119L54 118L53 116H54V114H52V113H49V114H47V110L46 109H48V108H50L51 109V112H53V113H55L54 112V106L52 105V98L50 99V97H49V94L51 93V92H54L55 91V88L57 89V88H59V84H58V82L57 81H59V83H61V78L59 77V76H64L65 77V75H67L66 74V71H67V73H68V75H67V77L68 76H72V78L71 77H69L70 79H68V78H63V80H62V84H63V81H64V87H61L62 89H60L59 88V90H57L56 91V94H57V92H59V94H61V96L62 97H65V98H63V99H61V96L57 99V97L55 98V92L53 93V95H54V99L56 100H54L55 102V106L57 105V107H60L62 104L64 105V102H67V104L65 105V106H67V108H65V107H63L62 108V111H64L63 109H67L68 110V113H67V110H65L66 112L65 113H67V116H66V114H63L64 112H61V109H60V111H58V110H56V111H58V113L60 112V114H61V117H59V118H62V116L64 117H66L67 119H69V120H67L65 117H64V119L65 120H67L68 122L71 120V122L73 123V122H75V123H73V124H71V126L72 125H75V127H71L72 129H74L73 131H72V133L71 134H69V136H68V138L70 137L73 141V143L75 142H79V144H81L80 142H83L85 139H86V135L88 134V137L89 136H91L90 134H91V132H90V130H89V132L90 133H87V132H85L88 128H86V126H87V124H88V127H89V124H98V123H102V120H104V119H102V118H104V117H106V115H108V113L109 112H114V114L116 113V111H117V107H116V103H115V101H117L118 99L117 98H119V101H118V103L121 105V107L125 104V106H124V108L122 107V110H124L123 112L124 113H122V115H117L116 116V114L115 115H113V114H109V117L108 118H106V124H102V125H106L107 126V128L109 127V129H106V131L108 132V134H109V136H110V139H112V141H113V143H115L114 144V149H113V151L115 150V146L117 147V146H119L120 147V149L122 150H125L126 152H128L129 150H133L134 151V153H136V154H140V155H143V152L147 149H145L143 152L142 151H140L141 149H143L142 148V144L143 143H138V141L139 140H137V143L139 144V145H137V146H135V142L136 141H134V140H132L131 138L129 139V138H124V139H122L123 141H121L122 143H120V144H118L116 141L117 140H119V142H120V140H121V138H117L115 135V137H113V131H114V124H115V122L117 121V122H127L128 120H129V117H128V110H130V109H128V108H130L129 107V105H131L132 104V102H130L129 103V100L131 99V100H133V102H135L134 100V98H135V96L136 95H138L137 94V92H136V95H135V91L133 90V86H134V82H133V84L132 83H130V82H128L127 80H125V78H127V75H126V77H124V80H125V82L124 83H126V84H124V85H127L126 86V88H124L123 86H122V84H121V82H120V80L119 79H117V77H116V75L114 74V72H112V70L110 69L111 67H110V60L111 59H113L114 58V55L112 54L113 52L112 51H114L115 49H117V48H115V49H113L112 51L110 50V52H112V53H110L108 50H107V46L109 47V46H114V44H116L117 42H123V45L122 46H124L125 47V50L127 51V53H129L128 55L129 56H133V57H135L134 55H136V57L135 58H138V59H140V58H143L145 55L144 54H141V52L143 53L144 51H145V48H144V46H143V44H141V43H139V47L142 49V51L138 54V53H136L137 52V50H136V52H133V50L134 49H139V47H135V48H133L134 47V45H133V47H132V45L131 44H133L132 43V39H133V34L138 30V29H142V30H146V31H150V30H155V23H158L159 25H158V27H159V30L161 31L160 32V35H159V38H158V41H164L165 39H168L170 42H171V50H167L165 53H166V58H164V61H162V64L160 65V67L161 66H163L164 67V69L166 70V72H165V70L163 69V73L162 74H164V72H165V76H166V73H167V71H169L170 70V74L172 73V74H174V75H171V76H174L175 77V79H176V77H177V73H176V71L175 70H179L180 72H182V71H184V73H186V75L187 74H189V71L191 70H196V69H199V71H200V73L202 74H206V73H210L211 75H212V77H214L213 75H215V74H217L218 72H220V69H221V67H222V65H218V64H216L215 63V59L212 57V54H214V51H221V50H224L223 48H221L220 46L218 47L217 45H216V43L215 42H227L226 40H223L224 38H225V36L227 37H229V42H234L233 40H232V38L234 37V35H239V37H240V39H242V41L241 42H245L244 44H242L241 46L239 45V47H236V48H233V49H229V50H225V52H227V53H233V55H234V58H236V60L235 61H233L232 60V62L229 60V62H231L232 63V65H231V63H230V65H231V67H235L236 69H238L239 70V73L242 75V76H244V75H248V73L250 72V71H253V72H255L258 68L259 69H264V11H260V10H262V9H264V7H263V2ZM4 2H5V0H4ZM33 2V3H32ZM49 2H51L50 0L48 1V3ZM30 2H27V5L29 4ZM40 3V2H39ZM44 3V2H43ZM47 3V4H48ZM179 4H180V2H178ZM232 3H234V8H233V10H234V15L232 16L231 14L232 13H230V10H231V8H232V6H231V4ZM3 4H5V3H3ZM23 4H24V1H23ZM38 4V3H37ZM36 4V5H37ZM49 4V5H50ZM242 4H247L246 6L249 8V10H247V11H243V9L240 7ZM21 6H20V10H21V8H22V2H21V4H20ZM25 5H26V3H25ZM30 5V4H29ZM39 5V4H38ZM37 5V6H38ZM44 5V4H43ZM56 5V6H55ZM177 5V4H176ZM3 6V5H2ZM2 6H1V3H0V9H2ZM6 5H4V7H5ZM31 6V5H30ZM48 6V5H47ZM59 7V8H57V9H55L56 7ZM28 8H26V7H24V8H26L25 10L27 11V12H29L30 13V7L29 6H27ZM46 7V6H45ZM50 7V6H49ZM65 7V8H64ZM52 8V7H51ZM5 9V8H4ZM246 9V8H245ZM3 10V9H2ZM46 10H48L49 11V8L47 9L46 8ZM69 10V11H70ZM142 10H148L150 13H151V15H152V17H150L148 20L144 17V15L142 14ZM177 10V9H176ZM23 11H24V9H23ZM22 11V12H23ZM25 11V12H26ZM43 11V10H42ZM50 11H51V9H50ZM59 11H60V9H59ZM5 12V11H4ZM4 12H2V13H4ZM32 12V11H31ZM46 12V11H45ZM60 12V13H61ZM71 12V11H70ZM122 12H126L128 15H129V17H122ZM6 13V12H5ZM38 13V12H37ZM43 13V12H42ZM41 13V14H42ZM56 12L54 11V14H55ZM58 13V12H57ZM135 13V14H134ZM26 14V15H25ZM31 14V13H30ZM63 14V13H62ZM68 14L69 15H71L72 13H69L68 12ZM35 15V14H34ZM79 15V16H78ZM22 16H27V13H23V15ZM57 16H59V14L57 15ZM60 16H61V19L60 20H65V18H63V17H65L64 15H63V17H62V15L60 14ZM59 16V17H60ZM103 16V18L105 19V18H107L106 16H108V18L106 19V22L103 24V26L101 27V28H103V29H100L99 28V20L101 19V17ZM105 16V17H104ZM2 17H4L3 15H2ZM54 17H55V19L57 20V18H56V15H54ZM54 17H53V23L51 22V20H52V17H51V20H50V17H49V19L47 18V20H48V22H49V25L51 24V25H54V27L56 26L55 24L56 23H54ZM27 18V17H26ZM40 18H41V16H40ZM45 18V17H44ZM68 18V19H69ZM192 18H196V20H198V21H193L192 20ZM28 19L30 20V17L29 18H27V19H25L26 20V22H31V21H28ZM104 19H103V21H104ZM1 20V19H0ZM31 20H32V18H31ZM33 20H34V18H33ZM46 20V19H45ZM74 20V21H75ZM37 21V20H36ZM44 21V20H43ZM110 21V22H109ZM1 23H0V26H1V24L3 23V19L0 21ZM32 22H35V21H32ZM42 22V21H41ZM47 22V21H46ZM76 22V21H75ZM110 23L111 25H108V27H107V25H106V23ZM24 23H25V21H24ZM36 23V22H35ZM43 24L45 23V22H42ZM27 24V23H26ZM33 23H31V28H33V29H35L36 30V28H38L37 26V24H39L40 25V27L42 26L41 25V23H36V26L35 25H32ZM59 24V25H58ZM47 25V24H46ZM72 25V26H73ZM26 26V25H25ZM24 26V27H25ZM56 26V28H55V30L56 29H58V27ZM66 26V27H65ZM27 27H29V26H27ZM36 27V28H35ZM43 27V26H42ZM46 26H44V28H45ZM48 27V26H47ZM51 27H53V26H51ZM51 27L49 28V30L47 31V29L48 28H46L45 30L47 31L46 32V34H45V37L47 38V36L49 35V34H51L52 35V33L54 34V32L52 31L51 32ZM70 26H68V28H69ZM98 27V28H97ZM106 27V28H105ZM31 28H28V29H31ZM44 28H38L39 30H41L40 32H42V31H44ZM71 28V27H70ZM124 28L127 30L126 32L124 31H122V30H124ZM214 28H217L218 30H216V31H218V34H222L221 36H219L218 34H217V32H216V34L218 35H214L213 34V30H214ZM27 29V30H28ZM100 29V30H99ZM104 29H105V31L106 32H104ZM32 30V29H31ZM31 30H29V32L31 31ZM39 30H36L37 32H39ZM60 30V29H59ZM58 30V31H59ZM59 31V32H57V33H59V35H60V33H62V31ZM78 30V31H77ZM101 30H103V32L105 33H103L104 34V36L103 37H100V35H99V31H101ZM34 31V30H33ZM57 31V30H56ZM122 31V32H121ZM12 32H14V33H17V35H18V41H21V42H12V40H11V37H13L14 35L12 34ZM39 32V33H40ZM51 32V33H50ZM73 32V33H72ZM77 32H79V35H78V33ZM214 32H215V30H214ZM3 33H5V34H3ZM28 33V32H27ZM32 33V31L30 32V34ZM35 34H36V32H34ZM49 33V34H48ZM10 34V35H9ZM33 34V33H32ZM35 34H33V35H35ZM41 34V33H40ZM70 34H73L74 36H67V35H70ZM11 35H13V36H11ZM24 35V34H23ZM38 35V34H37ZM37 35H36V37H37ZM42 35H44V33L42 34ZM42 35H40V36H42ZM50 35V36H51ZM55 35V34H54ZM78 35V36H77ZM163 35V36H162ZM39 36V35H38ZM57 37V36H56ZM56 37H55V39H56ZM78 37V38H77ZM194 37H196V39H200V40H202V42H203V46L200 48V50H199V52H198V57L196 58V61L199 59L200 60V63H197L196 65L194 64V65H189L188 66V64H187V59H185V60H183L181 57H178L179 56V53H178V56H175L176 54H174V52H175V50H176V48L177 47H182V49H181V51H182V54H183V51L185 52V50H186V46H187V42H190V41H192L193 40V38ZM237 37V36H236ZM41 38V37H40ZM42 38H44V36H42ZM5 39V38H4ZM14 39H16V37L14 36ZM29 39V38H28ZM64 39V38H63ZM62 38H61V41H64ZM70 39H71V42H70ZM78 39V41H80ZM227 39V38H226ZM11 40V41H10ZM30 40V39H29ZM42 40H44L45 41V39H42ZM25 41V40H24ZM75 41H77V40H75ZM74 41V42H75ZM77 41V42H78ZM42 42V41H41ZM235 42H237V41H235ZM54 43V44H53ZM80 42H78V44H79ZM81 43V44H82ZM87 43V42H86ZM47 44H48V46H47ZM52 45V47H50L51 45ZM56 44V45H55ZM58 44V45H57ZM89 44H86L87 46H91V45H89ZM118 44H120V43H118ZM118 44L116 45V46H118ZM233 44V43H232ZM241 44V43H240ZM55 45V46H54ZM121 45V44H120ZM136 45V44H135ZM54 46V47H53ZM115 46V47H116ZM121 46V47H122ZM137 46V45H136ZM217 46V47H216ZM11 47H13V50L11 49ZM47 47H50V49L52 50V48H57V50L58 51H53V50H56V49H53L52 51H53V53H55V54H53ZM59 47H62V49H63V51H62V49L60 50L59 49ZM123 47V48H124ZM87 48H89V47H86V49ZM111 48H113V47H111ZM119 48V47H118ZM123 48H122V51H120V52H123ZM242 48L243 49H246V51H243L242 50ZM64 49L66 50V51H64ZM82 49H83V46H82ZM217 49V50H216ZM67 50H69V52L67 51ZM83 50H85V48L83 49ZM71 51V52H70ZM74 51V50H73ZM75 51V52H76ZM90 51H91V49H90ZM116 51V50H115ZM125 51V52H126ZM217 51V52H218ZM118 52V51H117ZM120 52H118V53H120ZM216 52V53H217ZM84 53V52H83ZM70 54V55H71ZM141 54V55H140ZM124 55V54H123ZM123 55L121 56V57H123ZM222 56L223 55H225V53H222L221 54ZM115 56H116V58L117 57H119V58H121L120 56H118V55H116V53H115ZM147 56V55H146ZM146 56L144 57V58H146ZM6 57V56H5ZM8 57V56H7ZM6 57V58H7ZM69 57V56H68ZM75 57V58H74ZM178 57V58H177ZM184 57V56H183ZM185 57H187V56H185ZM184 57V58H185ZM28 58V59H29ZM124 58V57H123ZM123 58H121V62L124 64V63H126V65H127V63H130V60H128V59H123ZM179 58H181L180 60L182 61H180L179 60ZM12 59V58H11ZM10 59V60H11ZM22 59H19V63L20 64H22L23 65V67H24V64L25 63H23L24 61L22 60ZM57 59V60H56ZM59 59V60H60ZM149 59V58H148ZM147 59V60H148ZM220 59H222V58H220ZM230 59V58H229ZM233 59V58H232ZM3 60H4V58H3ZM3 60L1 59L0 61H2L3 62ZM23 61V62H21V61ZM69 60V59H68ZM69 60V61H70ZM117 60V59H116ZM125 60V61H124ZM152 60V59H151ZM224 60V59H223ZM222 60V61H223ZM6 61H7V59H6ZM30 61H32V60H29V62H28V60H27V63H26V65H25V67H26V73L24 74V75H26V77L28 76V75H30V74H28L29 72H30V70H29V72H27V68H31L33 65L31 64V66L28 64V63H31ZM63 61H64V57H63ZM69 61H67V63L69 64ZM71 61H70V63H71ZM117 61H119V60H117ZM119 61V62H120ZM144 61H145V59H144ZM39 62H37V63H39ZM41 62H44V64H42L41 65ZM60 62H61V60H60ZM65 62V61H64ZM116 62V61H115ZM146 63H147V61H145ZM149 63H150V60L148 61ZM189 62V61H188ZM11 63V62H10ZM9 63V64H10ZM36 63V64H37ZM66 63V62H65ZM78 63H79V65H78ZM92 63H94V61L92 62ZM139 63H140V61H139ZM161 63V62H160ZM20 64H19V67H20ZM28 64V65H27ZM59 64V65H58ZM90 64V65H89ZM116 64H118V63H116ZM121 64V63H120ZM118 64L119 66H122L123 64ZM143 65H144V63H142ZM142 64H139V65H142ZM148 64V63H147ZM146 64V65H147ZM152 64V63H151ZM189 64H190V62H189ZM3 65H4V63H3ZM21 65V66H22ZM93 65V66H94ZM139 65H137L136 67H139ZM146 65H144V66H146ZM229 65V64H228ZM229 65V66H230ZM11 66V65H10ZM30 66V67H29ZM124 67H129V64L127 65V66H125V64L123 65ZM122 66V67H123ZM131 66V65H130ZM156 66V65H155ZM13 67H15V65L13 66ZM22 67V68H23ZM34 67V66H33ZM33 67H32V71H33ZM85 67V68H84ZM133 67V66H132ZM142 67V66H141ZM141 67H139V69L141 68ZM153 67V66H152ZM151 67V68H152ZM159 67V68H160ZM6 68H8L7 66H6ZM38 68H36V66L34 67V71H36V69H37V71H39L38 70ZM89 68V70L92 72L93 70H94V68H93V70H91ZM131 67H129V69H130ZM143 68V67H142ZM141 68V69H142ZM149 68H150V66H149ZM150 68V69H151ZM158 68V69H159ZM11 69V68H10ZM116 69V68H115ZM114 69V70H115ZM120 70H123L122 68H119ZM132 69H136V68H132ZM140 69V70H141ZM157 69V70H158ZM8 70V69H7ZM14 69L12 68V71H13ZM23 69H21V68H19V71H21L20 72V78H21V80H23L22 79V77H21V74H22V72H24V70L22 71ZM43 70V69H42ZM118 70V69H117ZM136 70H138V69H136ZM148 70V69H147ZM161 70H162V67H161ZM194 70H193V72H191V75L192 76H190V77H192L193 78V74L192 73H194ZM0 71H2L1 69H0ZM11 71V72H12ZM31 71V72H32ZM36 71V73H38ZM89 71V72H90ZM95 71V70H94ZM93 71V72H94ZM119 71V70H118ZM118 71H116L115 70V72H118ZM127 71H128V69H127ZM127 71H125L124 70V72H127ZM135 71V70H134ZM172 71V72H171ZM173 71H175V73L173 72ZM188 73H187V72ZM10 71L8 72V71H6V73H5V75L3 76V78H2V83H3V93L1 94V96H0V112H1V107H2V103H4V104H7V100H8V102L9 101H11L10 100V98L11 97H14V98H16V99H20L22 102H23V104L21 103V101H20V103H17L16 105H13V107H10L11 106V102H9V104H7V105H9V108H13V109H11L12 110V113H10L9 111V108H7V111H8V113H10V115L9 116H7V117H4L3 116V118H2V113L0 114V121H1V123L2 124H5V123H8L7 121H9L10 120V117L12 116L13 117V119H11V121L13 122L12 124L9 122V126H10V128H11V130H10V134H9V130L8 131H6V132H8L7 134H9L8 135V137H7V139L5 140V141H3V142H0V153L2 152V151H6V149L7 148H9V152L7 151V153H10L11 154V152L10 151H14V152H16V153H18L19 151L20 152H22L21 153V155L22 156H25L24 154V151H23V148L21 147V149H22V151L20 150V148H15V146H14V144H12L11 142H9L10 144H12V145H10L11 146V148H12V150L10 149V147H8L7 146V148H6V146H5V144L6 143H8V140H11L12 139V141L13 142H15V141H17L18 139H20L21 137H23V135L24 136H27V135H32L31 134V131L33 132V130H34V128H36V124H38V123H34V121L35 120H30L29 118L32 116L31 114V116L28 114L29 112H28V109L30 108V111H33V108H32V105H31V107L29 106L28 107V104H26L25 103V99L22 97V92L24 91V86H22V84L21 83H18L17 81H16V79L14 78L15 76L13 75L14 73H11ZM14 72H16L15 70H14ZM64 72H65V74H64ZM86 72H87V70H86ZM104 74H102V73ZM130 73H129V75L130 74H132V72L131 71H129ZM136 72V71H135ZM141 72V71H140ZM139 71H138V73H140ZM143 72H144V70L142 71V74H143ZM155 72V71H154ZM153 72V73H154ZM178 72V71H177ZM179 72V73H180ZM18 73V72H17ZM33 73V72H32ZM35 73V72H34ZM36 73L34 74L35 75V77H36ZM72 73H75V76L72 74ZM156 73V72H155ZM159 73V72H158ZM184 73L182 72V75H181V73L180 74H178L179 76H183L184 75ZM221 73V72H220ZM219 73V74H220ZM1 74V73H0ZM40 74V73H39ZM52 74V75H51ZM72 74V75H71ZM88 74V73H87ZM89 74H88V76H89ZM100 74H102V76H104L105 78H107V79H103V77L100 75ZM136 74H137V72H136ZM144 74H146L145 72H144ZM168 74V73H167ZM23 75V76H24ZM49 75H51V77L53 76L54 78H56V77H58V78H60L59 80H55L53 83H56V85H54L53 83H52V85H49L50 83H49V80L47 79V77L49 76ZM56 75V76H55ZM58 75V76H57ZM79 77L80 76V78L84 75V77H85V79H86V81H85V79H80V78H78L77 76ZM94 75V76H93ZM169 75V74H168ZM167 75V76H168ZM30 76H33V74L32 75H30ZM87 76V75H86ZM87 76V77H88ZM122 76V75H121ZM125 76V75H124ZM164 76V75H163ZM163 76H162V78H161V80L162 79H165V78H163ZM164 76V77H165ZM208 76V75H207ZM1 77V76H0ZM74 77H75V79H74ZM77 77V78H76ZM129 77H131V76H129ZM158 77V76H157ZM160 77V76H159ZM33 78V77H32ZM151 78V77H150ZM153 78V77H152ZM178 78V77H177ZM180 78V77H179ZM183 78V77H182ZM184 78H186V77H184ZM195 78V77H194ZM198 79H199V77H197ZM211 78V77H210ZM207 79L208 80V82H209V80H211V79ZM216 78V77H215ZM36 79V78H35ZM75 80L74 81V84L75 83H78L79 81L81 82H79V88L80 89H82L83 88V90H85V88L83 87V86H86L85 84L87 83V85H89V87L85 90V91H83V90H79V88H78V84H76L75 85V87L74 86H72L69 82H70V80ZM130 79V78H129ZM144 79V78H143ZM147 79V78H146ZM197 79V80H198ZM201 79V78H200ZM200 79H199V82H200ZM214 79V78H213ZM213 79L211 80V81H213ZM31 80V79H30ZM71 80V81H72ZM76 80H79L78 82H76ZM123 80V81H124ZM177 81H178V79H176ZM175 80V81H176ZM195 80V79H194ZM83 81H85V82H83ZM134 81V80H133ZM141 81H142V79H141ZM160 81V80H159ZM167 81V80H166ZM169 81V80H168ZM175 81L172 79V81H171V83L172 82H174V86H175ZM183 81H184V79H183ZM205 81V80H204ZM210 81V82H211ZM215 81H216V79H215ZM214 81V82H215ZM1 82V81H0ZM82 82H83V86H82ZM143 82V81H142ZM151 82V81H150ZM170 82V81H169ZM22 83H23V81H22ZM139 83V82H138ZM141 83V82H140ZM146 83V82H145ZM167 83V82H166ZM216 83V82H215ZM24 84V83H23ZM59 86H58V85ZM61 84V85H62ZM170 84V83H169ZM200 84V83H199ZM212 84H213V82H212ZM29 85V84H28ZM34 85V86H33ZM54 85V86H53ZM111 87H110V86ZM113 85H115V86H113ZM133 85V86H132ZM138 85V84H137ZM147 85H149V84H147ZM152 85H153V83H152ZM207 85H208V83H207ZM209 85H211V84H209ZM0 86H2V85H0ZM52 86V87H51ZM56 86V87H55ZM77 86V87H76ZM81 86H82V88H81ZM109 86V87H108ZM142 86L143 85H141L139 88L140 89H142ZM168 86V85H167ZM173 85H169L168 86V90H167V92H166V89H165V95L166 96H164L163 97V99H168L169 98V100H171V98L170 97H168L167 98V94H169V93H171L170 95L171 96H173V99H174V94H176V91H175V89L174 88H176V87H174ZM180 86V85H179ZM200 86V85H199ZM28 87V89L29 90H31L30 88H29V86H27ZM55 87V88H54ZM95 88V90L93 89V88ZM108 87V88H107ZM119 89V90H117V88ZM121 87H123V89L121 88ZM130 89H129V88ZM147 87H149V86H146V88ZM162 87V86H161ZM165 87V86H164ZM203 87V86H202ZM205 87V86H204ZM203 87V88H204ZM212 87V86H211ZM52 88H53V91H52ZM64 88V89H63ZM78 88V89H77ZM89 88H91V93L89 92L90 90H88ZM102 90H101V89ZM115 88H116V92H114L115 91ZM128 88V89H127ZM202 88V89H203ZM207 88V87H206ZM210 88V87H209ZM213 88V87H212ZM2 89V88H1ZM1 89H0V91H1ZM22 89H23V91H22ZM27 89V90H28ZM35 89H33V91H35ZM93 89V90H92ZM99 89V91H97ZM134 89H135V86H134ZM161 89V88H160ZM28 90V91H29ZM114 90V91H113ZM136 90V89H135ZM149 90V89H148ZM28 91H24L25 92V94L27 93V94H29L30 95V93H28ZM32 91V90H31ZM35 91V92H36ZM63 91V95H62V92ZM95 91V92H94ZM102 91V92H101ZM141 91V93H143L144 91H146V89H142V90H140ZM162 91H164V90H162ZM175 91V92H174ZM212 91V90H211ZM30 92V91H29ZM83 92V93H82ZM84 92H86V94H88L87 92H89L91 95H93V94H97L98 93V95H95V96H93V97H89L88 98V96H86V95H84ZM210 92V91H209ZM38 93L36 92L35 94H37L38 95ZM65 93V94H64ZM93 93V94H92ZM140 93V94H141ZM163 93V92H162ZM204 93V92H203ZM118 94H119V96H118ZM207 94V93H206ZM211 94V93H210ZM28 95V97H29V100H31L30 99V96ZM33 95V94H32ZM31 95V96H32ZM37 95H33V96H37ZM52 94H51V97L53 96ZM58 95V94H57ZM65 95V96H64ZM118 97H117V96ZM208 96H210V95H208L207 94V98H210V97H208ZM88 99H90L89 101L87 100V98ZM117 99V100H115V99ZM139 98V97H138ZM146 98V97H145ZM149 98V97H148ZM185 98V97H184ZM201 98V97H200ZM37 99V100H38ZM143 99V98H142ZM175 99H177V98H175ZM174 99V100H175ZM186 99H187V97H186ZM193 99V98H192ZM259 99V98H258ZM27 100V99H26ZM28 100V101H29ZM37 100L35 101V103L34 104H36V102H37ZM42 100H40V101H42ZM58 100H60V102H61V105L59 106V101ZM64 100V101H63ZM121 100V101H120ZM137 100V99H136ZM6 101V102H5ZM172 101V100H171ZM171 101H167L168 103L170 102L172 105H175V103H172ZM256 101H257V99H256ZM259 101H261V100H259ZM259 101H257V103L259 102ZM188 102H190V103H188ZM188 102H187V104H188V106H185V108H183V109H186L184 112H186L187 111V109H188V113H189V111H190V113H192L191 115H189V117L190 118H188V119H192L193 121H194V123H196L195 125H196V127L194 128V133H192L193 135L195 134V135H197V129L196 128H198L197 126H199V124H197V122H199V121H201V117L200 116H198V115H195L194 117H193V113H195V112H193V110H191V107H194V108H196L197 106H198V103L195 105V98H194V100H191V101H189L188 100ZM205 102H208V99H207V101H205ZM118 103H117V106H120V105H118ZM122 103H124V104H122ZM129 103V104H128ZM30 104H32V103H30ZM33 104V105H34ZM164 104H165V102H164ZM182 104H183V102H182ZM204 104V103H203ZM203 104H202V106H203ZM206 104V103H205ZM205 104H204V106H205ZM207 104H209V103H207ZM42 105H44V106H42ZM62 105V106H63ZM135 105V104H134ZM170 104H168L167 106H169ZM199 105H200V103H199ZM27 106V107H26ZM53 106V107H52ZM176 106H177V104H176ZM196 106V107H195ZM201 106V105H200ZM200 106H198V108L200 109L201 107ZM142 107V106H141ZM165 107V106H164ZM170 107V109L173 107H171V106H169ZM39 108V109H40ZM46 108V109H45ZM88 109V110H90V113H89V111H87L86 113L84 112V109ZM96 108L97 109H99V110H97L96 111ZM198 108H197V110H198ZM107 110V111H101V110ZM115 109H116V111H115ZM128 109V110H127ZM136 109V108H135ZM138 109V108H137ZM144 109V108H143ZM169 108H167V110H168ZM262 109V108H261ZM41 110V111H42ZM45 110H46V112H45ZM49 110V109H48ZM93 110V111H92ZM94 110L96 111L95 113H94ZM119 110V109H118ZM166 110V111H167ZM182 110V109H181ZM195 111H197L196 109H194ZM204 110V109H203ZM50 111V110H49ZM136 111V110H135ZM142 110H140V112H141ZM177 111H178V109H177ZM93 112V113H92ZM100 112H103L104 114H105V116L103 115V113H100ZM169 113H170V111H168ZM175 112V111H174ZM179 112V111H178ZM177 112V113H178ZM198 112H199V114L200 115H202V114H205L204 113V111H202L201 109L200 110H198ZM201 112H202V114H201ZM57 113V114H58ZM89 113V114H88ZM139 113V112H138ZM173 113V112H172ZM189 113V114H190ZM256 113H257V110H256ZM11 114H13V115H11ZM37 114H39V112L37 113ZM68 114H69V118H68ZM121 114V113H120ZM140 115H141V113H139ZM145 114V113H144ZM171 114V113H170ZM181 114V113H180ZM197 114V113H196ZM207 114V113H206ZM205 114V115H206ZM264 114V113H263ZM40 115V114H39ZM48 115V116H47ZM56 115V114H55ZM59 115V114H58ZM99 115H101V117L99 116ZM137 115V114H136ZM168 115V114H167ZM104 116V117H103ZM134 116V115H133ZM165 116H166V114H165ZM178 116H180V115H178ZM184 116H185V113H184ZM203 116V115H202ZM256 116V115H255ZM264 116V115H263ZM11 117V118H12ZM139 117V116H138ZM145 117H146V115H145ZM148 117V116H147ZM170 117H171V115H170ZM174 117V116H173ZM181 117V116H180ZM260 117H261V114H260ZM259 117V118H260ZM4 118H9L7 121L4 119ZM55 118H57V115H56V117ZM54 118V119H55ZM59 118H57L56 119V121L57 120H59ZM135 118H137V117H135ZM166 118V117H165ZM165 118H164V121H165ZM169 118V117H168ZM258 118V117H257ZM256 118V119H257ZM258 118V119H259ZM63 119V118H62ZM63 119V120H64ZM138 120H139V118H137ZM140 119L143 121V115H142V118L140 117ZM188 119L186 118V116H185V119L184 120H187L188 121ZM256 119H255V122H256ZM3 120V121H2ZM4 120L6 121V122H4ZM145 120V119H144ZM183 120V119H182ZM190 120H189V122H190ZM221 120H223V119H221ZM264 120V119H263ZM49 121H50V118H49ZM48 121V122H49ZM53 120H51V122H52ZM137 121V120H136ZM196 121V122H195ZM50 122V123H51ZM64 123H65V121H63ZM68 122L67 123H65V129H66V124H67V128L69 127V125L70 124H68ZM71 122H69V123H71ZM139 122H140V120H139ZM138 122V123H139ZM173 122V121H172ZM188 122V123H189ZM223 122V121H222ZM221 122V123H222ZM234 122H237L236 120L234 121ZM54 123V122H53ZM52 123V124H53ZM64 123H62V125H64ZM118 123V124H119ZM175 123V122H174ZM180 123V122H179ZM185 123V122H184ZM184 123H183V125H184ZM187 123V124H188ZM201 123H203L204 124V127L205 128H207L205 131H206V133H208V135H210V134H212V133H214V131H212L213 130V128L211 129L210 127H211V124H210V122H209V118L207 117V116H203V118H202V122ZM200 123V124H201ZM43 124V123H42ZM49 124V123H48ZM51 124V125H52ZM108 124V125H107ZM117 124V123H116ZM137 124V123H136ZM202 124V125H203ZM256 124V123H255ZM7 126H8V124H6ZM126 125V124H125ZM168 125V124H167ZM182 125V124H181ZM190 125V124H189ZM194 125V126H195ZM201 125V126H202ZM55 126V125H54ZM56 126H57V124H56ZM95 126H97V125H95ZM95 126H94V128H95ZM117 127H119L118 125H116ZM185 126V125H184ZM201 126H199V129L201 128ZM219 126V125H218ZM4 127V126H3ZM40 127H42V126H40ZM63 127V126H62ZM61 127V128H62ZM70 127H69V129H70ZM98 127H99V129H100V131H101V127H100V125H98ZM132 127V126H131ZM135 127H136V125H135ZM151 127V126H150ZM173 127H175V126H173ZM203 127V126H202ZM203 127V128H204ZM220 127H221V125H220ZM220 127H219V129H220ZM257 127H258V125H257ZM46 128H48V127H46ZM51 128V127H50ZM58 128V127H57ZM64 128L62 129V130H64ZM90 128V127H89ZM94 128H92V130L94 129ZM105 128V127H104ZM176 128V127H175ZM189 128V127H188ZM222 128V127H221ZM40 129H41V131H40ZM36 128L35 129V131L36 132H38V134H40L41 132H42V128ZM49 129V128H48ZM52 129V128H51ZM69 129H67L68 131H69ZM72 129H70V130H72ZM143 129V128H142ZM156 129V128H155ZM159 129V128H158ZM186 129V128H185ZM253 129H254V127H253ZM259 129V128H258ZM261 129V128H260ZM2 130V128L0 129V131ZM38 130V131H37ZM66 130V132H68ZM94 130H96V129H94ZM94 130H93V133H94ZM110 130V131H109ZM130 130V129H129ZM129 130L127 131V132H129ZM141 130V129H140ZM147 130H149V129H146V131ZM152 130V129H151ZM191 131H192V126H191V129H190ZM249 130V129H248ZM39 131H40V133H39ZM44 131V130H43ZM60 131V130H59ZM88 131V130H87ZM187 131H188V129H187ZM202 131V130H201ZM222 131H223V129H222ZM256 131V130H255ZM60 132H62V131H60ZM59 132V133H60ZM64 132V131H63ZM97 132V131H96ZM99 132V131H98ZM97 132V133H98ZM117 132H119L118 130H117ZM123 130H122V136L124 137V135L125 134H123ZM136 132V131H135ZM142 132V131H141ZM148 132V131H147ZM153 132V131H152ZM160 132H161V130H160ZM202 132H204V131H202ZM201 132V133H202ZM221 132V131H220ZM219 132V133H220ZM249 132H254L253 130H251V131H249ZM248 132V133H249ZM0 133H3V132H0ZM43 133L44 132H42V136H43ZM45 133H47V132H45ZM56 134H57V132H55ZM69 133H70V131H69ZM85 133H86V135H85ZM97 133H95L96 135H97ZM101 133H103L102 131H101ZM119 133H121V132H119ZM148 133H150V132H148ZM170 133V132H169ZM173 132L171 131V133L170 134H172ZM175 133V132H174ZM187 133V132H186ZM251 133H250V135H251ZM4 134V135H3ZM2 135L0 134V136H1V138L2 139H4L6 136H5V132L3 133ZM48 134V133H47ZM52 134V133H51ZM64 134V133H63ZM99 134V133H98ZM107 134V135H108ZM117 134V133H116ZM127 135H128V133H126ZM133 134V133H132ZM152 134V133H151ZM179 134V133H178ZM190 134V133H189ZM188 133L186 134L187 135V137H188V135H189ZM205 134V133H204ZM52 135H55L54 133L52 134ZM62 135V133L61 134H59V136H61ZM134 135H136V134H134ZM199 135V134H198ZM202 135H203V133H202ZM218 135V134H217ZM217 135H216V137H217ZM254 135V134H253ZM27 137L28 139H27V141H29L30 139V137ZM33 137H34V135H32ZM37 136H39V135H37ZM50 136V135H49ZM48 136V137H49ZM121 136V137H122ZM132 136V135H131ZM162 137V135H159L158 136V143L157 144H161V146H165V144L167 143L166 141L165 142H163L164 140V138L161 140L159 137ZM170 136V135H169ZM174 136H175V134H174ZM200 136H201V134H200ZM207 136V135H206ZM212 136V135H211ZM210 136V137H211ZM218 136H220V135H218ZM222 136H224V135H221V137ZM259 136H261V134L260 135H258V137ZM58 137V136H57ZM62 137V139L65 137V139H66V134H65V136L63 137V135L61 136ZM92 137H93V134H92V136H91V139H92ZM104 137V134H102L101 135V137H99V138H102V141H103V138ZM205 138V135L204 136H202V138ZM208 137V136H207ZM216 137L213 135L211 138H213L214 140L216 139ZM221 137H219V138H221ZM227 137V136H226ZM226 137H223V138H225V139H227ZM244 137V136H243ZM249 137V136H248ZM254 137V136H253ZM262 137H264V136H262ZM0 138V139H1ZM26 138V137H25ZM24 137H23V139H25ZM45 138H47V137H45ZM174 138V137H173ZM260 138V137H259ZM1 139V140H2ZM33 139H37V138H33ZM49 139V138H48ZM47 139V140H48ZM56 140H57V138H55ZM58 139H60V138H58ZM62 139H60V140H62ZM65 139H63V140H65ZM94 139H96L95 137H94ZM94 139L92 140V141H94ZM115 141H114V140ZM117 139V140H116ZM139 139V138H138ZM156 139V140H157ZM169 139V138H168ZM197 139V138H196ZM196 139H194V140H196ZM213 139L212 140H210V139H208V140H210V141H212L213 143H217V142H215V141H217V140H215V141H213ZM218 139V138H217ZM224 139V140H225ZM255 139H257V138H255ZM262 139V138H261ZM264 139V138H263ZM263 139L262 140H260V141H263ZM42 140V139H41ZM46 139H45V141H47ZM53 140V139H52ZM62 140V141H63ZM66 140H68V139H66ZM75 140V141H74ZM100 140V139H99ZM146 140V139H145ZM182 140V139H181ZM194 140H192V141H194ZM224 140H222L223 142H224ZM249 140V139H248ZM253 140V139H252ZM259 140V139H258ZM257 140V141H258ZM23 141V140H22ZM25 141H26V139H25ZM44 141V140H43ZM55 141V140H54ZM54 141L52 142V143H54ZM69 141V140H68ZM86 142H87V139L85 140ZM91 141V142H92ZM101 141V140H100ZM106 141V140H105ZM107 141L109 142V139H107ZM106 141V142H107ZM111 141V140H110ZM141 141V140H140ZM149 141V140H148ZM147 141V142H148ZM171 141V140H170ZM178 141V140H177ZM198 141V140H197ZM209 141V142H210ZM18 142V141H17ZM56 142V141H55ZM58 142V141H57ZM61 141H59L58 143H60ZM77 142V143H78ZM98 142V141H97ZM105 142V143H106ZM143 142V141H142ZM181 142V141H180ZM207 142V141H206ZM228 142V139L226 140V143ZM240 142V141H239ZM46 143V142H45ZM47 143H49L48 141H47ZM50 143H51V141H50ZM69 143V142H68ZM72 143V144H73ZM95 143V142H94ZM111 144H113L112 142H110ZM109 143V144H110ZM116 143H117V145H116ZM144 143H146L145 141H144ZM175 143V146L177 145L176 144V142H174ZM199 145H200V142H197ZM202 143H204L203 141H202ZM219 143H221V142H219ZM225 143V144H226ZM251 143V142H250ZM70 144V143H69ZM72 144H70V147H68L66 150L65 149H63L64 147H62L63 145H61V147H62V149L63 150H65L66 152H67V154L68 153H70V156H73L74 154V152L73 151H75V150H77L78 148L75 146V145H77V144H75V145H72ZM84 144H86V143H84ZM108 144V143H107ZM107 144H104L105 146L107 145ZM151 144L152 145H154L153 144V142H151ZM172 144H173V142L171 143V145H169L168 143H167V145L164 147V148H166V147H168V146H172ZM178 144H179V142H178ZM187 144V143H186ZM208 145H209V143H207ZM218 144V143H217ZM216 144V145H217ZM261 144H263V142L261 143ZM23 146H25L24 144H22ZM65 145H67V144H65ZM75 146L76 147V149L74 150L73 149V147L72 146ZM82 145V144H81ZM87 145V144H86ZM102 144H100V146H101ZM143 145H145V144H143ZM149 145H150V143H149ZM148 145V146H149ZM149 146V149L147 150V151H149L150 152V150L152 149V148H155V145L154 146ZM174 145V144H173ZM199 145H198V147H199ZM202 145V144H201ZM208 145H206V148H204L205 146H203V147H199V149H204V151L205 150H207L208 149ZM250 145V144H249ZM39 146V145H38ZM32 147V146H30L31 148H28V149H30L29 151H31V152H33V150H34V152H36V151H39L38 149H39V147ZM41 146V145H40ZM43 146V145H42ZM41 146V148H42V151L43 150H49V149H47V147H46V149L44 148V147H42ZM54 146H55V144H54ZM78 146V145H77ZM84 146V145H83ZM82 146V150H83V148L85 147H83ZM91 145H89V147H90ZM105 146H104V148H105ZM112 146V145H111ZM110 146V147H111ZM141 146V147H140ZM148 146H145V147H148ZM160 145H157V147H159ZM160 146V147H161ZM175 146H172L173 148H175ZM189 146L190 145H188L187 146V148H189ZM210 146V145H209ZM221 147H222V143H221V145H220ZM219 144H218V152H219ZM223 146H224V148H225V145L223 144ZM227 146H228V144H227ZM226 146V148H225V150H223L222 148H221V150H223V152L224 151H226L227 150V153L229 152V150L230 149H232V148H230L229 146V149H228V147ZM257 146H261L260 145V143H259V145H257ZM53 147V146H52ZM55 147H57V146H55ZM79 147H81L80 145H79ZM87 147V146H86ZM85 147V148H86ZM118 147V148H119ZM140 147V148H139ZM144 147V148H145ZM151 147V148H150ZM159 147V148H160ZM198 147H196V148H198ZM217 147V146H216ZM41 148H40V150H41ZM88 148V147H87ZM94 148V147H93ZM96 148H98V147H96ZM103 148V149H104ZM112 148V147H111ZM117 148V149H118ZM158 148V149H159ZM193 148V147H192ZM192 148H190V149H192ZM195 148V149H196ZM255 148H257V147H255ZM32 149V150H31ZM59 149H60V147H59ZM136 149L138 150V149H140V150H138L137 152H135L136 151ZM169 149V148H168ZM213 149V148H212ZM217 149V148H216ZM260 150H262V148L260 147L259 148ZM258 149V151H260ZM68 150V151H67ZM85 150H88V149H85ZM89 150H91L92 151V148L91 149H89ZM88 150V151H89ZM98 150H100L99 148H98ZM98 150H97V152L96 153H98ZM157 150V149H156ZM185 150V149H184ZM183 150V151H184ZM197 150V149H196ZM195 150V151H196ZM209 150V149H208ZM207 150V151H208ZM221 150H220V152H221ZM59 151V150H58ZM65 151H64V154H62V156L63 155H65ZM78 151V150H77ZM80 151V150H79ZM78 151V152H79ZM101 151H103V150H101ZM106 151V150H105ZM108 151V150H107ZM107 151L106 152H104V153H106V154H109V153H107ZM112 151V152H113ZM116 151H119V150H116ZM169 151H171V152H173L171 149L169 150ZM203 151V150H202ZM202 151L200 150V155H202L201 153H202ZM30 152V153H31ZM33 152V153H34ZM41 152V151H40ZM50 152V151H49ZM60 152H62V150H60L59 152H58V154L60 153ZM73 152V153H72ZM94 152V151H93ZM110 152V155H112L111 154V150L109 151ZM124 152V151H123ZM142 154H141V153ZM152 152L153 153H155L154 155H156V152H158V150L155 152V149L153 150L152 149ZM164 151H162V153H161V155L162 154H164L163 153ZM187 152H191V151H187ZM209 152H211V151H209ZM208 152V153H209ZM219 152V153H220ZM231 152V151H230ZM229 152V153H230ZM233 152V151H232ZM27 153V152H26ZM30 153H29V155H30ZM46 153V152H45ZM53 153V152H52ZM82 153V152H81ZM84 153H86V152H84ZM100 153V152H99ZM98 153V154H99ZM103 153V154H104ZM125 153V152H124ZM124 153H121V155H123ZM151 153V152H150ZM159 153V152H158ZM170 153V152H169ZM183 153V152H182ZM186 153V152H185ZM206 153V152H205ZM225 154L224 155H227V153L226 152H224ZM20 154V153H19ZM32 154V153H31ZM39 154V153H38ZM37 154V155H38ZM41 154H43V153H41ZM72 154V155H71ZM97 154V155H98ZM101 154H102V152H101ZM105 154V155H106ZM113 154H114V152H113ZM130 154V153H129ZM128 154V155H129ZM135 154V156H138V155H136ZM188 154V153H187ZM193 154V153H192ZM223 153L221 152L220 153V157H221V155H222ZM231 154V153H230ZM229 154V155H230ZM264 154V153H263ZM15 155V153L13 154V156ZM35 156H36V153L34 154ZM54 155V154H53ZM82 155V154H81ZM105 155H104V157H105ZM120 155V156H121ZM139 155V156H140ZM151 155V154H150ZM157 155H159V154H157ZM156 155V156H157ZM164 155H168V153H165ZM163 155V156H164ZM170 155V154H169ZM186 155V154H185ZM197 157H200V155L198 156L197 155V153L195 154ZM194 155V156H195ZM224 155H222L223 157H224ZM232 155V157L234 156V153L233 154H231ZM4 157L6 156V154L5 155H3ZM32 156V155H31ZM39 156V155H38ZM44 157H45V154L43 155ZM42 156V157H43ZM55 156V155H54ZM59 156H60V154H59ZM67 156H69V154L67 155ZM65 157V158H68V157ZM69 156V157H70ZM86 156H88V154L86 155ZM92 156H94V155H92ZM116 156H118V158H119V155H116ZM125 157H126V154L124 155ZM132 156V155H131ZM155 156V157H156ZM180 156V155H179ZM178 156V157H179ZM188 155H186V157H187ZM193 156V157H194ZM228 156V155H227ZM226 156V157H227ZM263 156L264 155H262L260 158H259V160L261 161V158L263 159ZM15 157V156H14ZM58 157V156H57ZM74 157V156H73ZM77 157H79L80 158V156H79V154H78V156ZM95 157H96V155H95ZM95 157L93 158V162L95 161L94 159H95ZM110 158L112 157V156H109ZM114 157V156H113ZM112 157V158H113ZM173 157V156H172ZM182 157V156H181ZM185 157V158H186ZM196 157V158H197ZM211 157H212V155H211ZM217 157V156H216ZM223 157H221V158H223ZM230 157V156H229ZM82 158H84L83 156H82ZM87 158V157H86ZM99 158V157H98ZM101 158V157H100ZM103 158V157H102ZM115 158V157H114ZM136 158V157H135ZM151 158H152V156H151ZM153 158H154V156H153ZM165 158H167V156L165 157ZM183 158V157H182ZM207 158V157H206ZM43 159V158H42ZM69 159H71V158H68V160L67 161H65V164H70V162H68L69 161ZM117 159V158H116ZM181 159V158H180ZM201 159V158H200ZM209 159H210V157H209ZM231 159V158H230ZM19 160H21V159H19ZM66 160V159H65ZM72 160V159H71ZM74 160H75V158H74ZM73 160V161H74ZM87 160H88V158H87ZM87 160H86V162H87ZM102 160V159H101ZM113 160V159H112ZM136 160V159H135ZM187 160V159H186ZM216 160V159H215ZM229 160V159H228ZM14 161V159L12 160V163H13V165L15 164V162H13ZM80 161L81 160H79V163H80ZM83 161H85V158L83 159ZM90 160H88V162H89ZM91 161H92V159H91ZM99 161V160H98ZM98 161L96 160L95 162H97L98 163ZM103 161V160H102ZM114 162H115V160H113ZM178 161V160H177ZM197 161H198V158H197ZM232 161V160H231ZM230 161V162H231ZM235 161V160H234ZM263 161V160H262ZM1 162V161H0ZM3 162V161H2ZM1 162V163H2ZM6 162V161H5ZM10 162V161H9ZM26 162V161H25ZM64 162V161H63ZM68 162V163H67ZM121 162V161H120ZM119 162V163H120ZM129 162V161H128ZM187 162H188V160H187ZM23 163V162H22ZM22 163H20V164H22ZM32 163V162H31ZM30 163V164H31ZM81 163H82V161H81ZM84 163V164H83ZM82 164H83V169L85 168L86 170H88L89 169V167L90 168H92L91 170H93V168H95V170L98 168V167H100V169L103 171V172H106V171H104L102 168H101V165H100V163H99V165H96V164H91V162L90 163H85V162H83ZM118 163V162H117ZM208 163V162H207ZM239 163V162H238ZM19 164V163H18ZM18 164H17V166H18ZM24 164H26V163H24ZM24 164H23V166H24ZM41 164V163H40ZM73 164H74V162H73ZM78 164V163H77ZM105 164V163H104ZM112 164H113V162H112ZM192 164H193V162H192ZM262 164H264V162H262ZM262 164H260V165H262ZM3 165V164H2ZM2 165H0L1 167L0 168H2V167H4V165H6V164H4L3 166ZM9 165L11 166L12 164H8V165H6V166H8L9 167ZM12 165V166H13ZM28 166H29V164H27ZM80 165V164H79ZM98 166V167H91V166ZM103 165V164H102ZM115 165V164H114ZM120 165H122V167H123V165H124V162H123V164L122 163H120ZM119 165V166H120ZM181 165V164H180ZM209 165H210V163H209ZM35 166V165H34ZM41 166V165H40ZM42 166L44 167V163H42ZM42 166H41V168H42ZM67 166V165H66ZM69 166V165H68ZM67 166V167H68ZM72 166V165H71ZM73 166H75V165H73ZM78 166V165H77ZM82 166V165H81ZM117 166H118V164H117ZM117 166L115 165V167H114V169L115 170H117V169H121L122 167L120 166V167H118L117 168ZM20 167H22V166H20ZM25 167V166H24ZM27 167V166H26ZM30 167H32L31 165H30ZM47 167V166H46ZM63 167H64V165H63ZM66 167V168H67ZM113 167V166H112ZM111 167V168H112ZM5 168V167H4ZM33 168V167H32ZM35 168H36V166H35ZM34 168V169H35ZM40 168V167H39ZM106 168H108V167H106ZM110 168V169H111ZM126 168V169H125ZM128 166L127 167H124L122 170V173H124L125 174V171H127L128 170ZM8 169V168H7ZM68 169V168H67ZM76 169H77V167H76ZM80 170L82 169V167L81 168H79ZM84 169V170H85ZM99 169V168H98ZM98 169H97V171H98ZM99 169V170H100ZM114 169H113V171H114ZM70 170H72L71 168H70ZM73 170H74V168H73ZM78 170V169H77ZM90 169H89V171H91ZM94 170V171H95ZM93 171V172H94ZM112 171V170H111ZM130 171V170H129ZM128 171V172H129ZM78 172V171H77ZM80 172V171H79ZM78 172V173H79ZM81 172H82V170H81ZM88 172V171H87ZM87 172H82V174L84 175V174H86ZM90 173H92V172H89L88 174H90ZM99 173V172H98ZM121 173V172H120ZM91 175V174H90ZM93 175H95V172H94V174ZM98 175V174H97ZM115 175V174H114ZM120 176V175H119ZM83 177H85V176H83ZM91 177V176H90ZM93 178V177H92ZM120 178V177H119ZM123 178V177H122ZM55 180V179H54ZM53 180V181H54ZM86 180V179H85ZM48 181H50V180H48ZM226 181V180H225ZM55 182V181H54ZM53 182V183H54ZM166 182H167V180H166ZM248 184H250L249 186H243V185H239L238 183H229V184H227V186L225 185H223V187L221 186V188H222V191H219L222 195H223V192H237V190L239 189V188H242L244 191L246 190L245 188H247L249 191H251V190H256V189H261V186L262 185H259V184H256L254 181L252 182V181H249L248 182ZM154 185V184H153ZM51 186V185H50ZM174 186H177V185H174ZM218 187H219V184L217 185ZM217 186H216V188H217ZM260 186V187H259ZM162 187H163V185H162ZM165 187V186H164ZM167 187V186H166ZM178 188L179 187H181V186H177ZM200 187V186H199ZM51 188V187H50ZM58 188V187H57ZM56 188V189H57ZM192 188V187H191ZM194 188V187H193ZM197 188V187H196ZM200 188H202V187H200ZM204 188V187H203ZM212 188V187H211ZM264 188V187H263ZM54 189V188H53ZM54 190V192L55 191H57V190ZM186 190H190V191H192L191 189H190V187L189 188H185ZM207 189H209V188H207ZM213 189V188H212ZM211 189V191H213ZM215 189V188H214ZM218 189V188H217ZM220 189V188H219ZM218 189V190H219ZM29 190V189H28ZM34 190V189H33ZM41 190V189H40ZM167 190V189H166ZM178 189H176V191H177ZM179 190H180V188H179ZM178 190V191H179ZM205 190V189H204ZM216 190V189H215ZM218 190H216V192L218 193ZM176 191H175V193H176ZM202 191V190H201ZM210 191V192H211ZM53 192V191H52ZM162 192H163V188H162ZM180 192H181V190H180ZM179 192V193H180ZM188 192V191H187ZM199 192V191H198ZM205 192V191H204ZM204 192H203V194H204ZM207 192V191H206ZM205 192V195L207 194ZM210 192H209V194H210ZM215 191H213V193H212V195H215V193H216ZM233 192V193H234ZM164 193H167L166 191H165V189H164ZM164 193H162L163 195H164ZM174 193V194H175ZM195 193H197L196 191H195ZM200 193V192H199ZM198 193V194H199ZM216 193V194H217ZM53 194V193H52ZM52 194H49V195H52ZM170 194V197H173L172 195H171V192L169 193ZM169 194H168V196H169ZM173 194V193H172ZM190 194V193H189ZM188 194V195H189ZM193 194V193H192ZM226 194V193H225ZM113 195V194H112ZM178 195H180V194H175L174 195V198L175 199H177L176 201H178L179 199V197H178ZM187 195V196H188ZM193 195H197V194H193ZM219 195V194H218ZM235 195V194H234ZM244 195V197L243 196H240V197H242V198H244V200H245V194H243ZM111 196V195H110ZM110 196H109V198H110ZM160 196V195H159ZM165 196H167V195H164V196H162L163 197V199L164 198H168V196L167 197H165ZM176 196H177V198H176ZM200 196H201V194H200ZM199 196V197H200ZM209 195H207L206 197H208ZM224 196H226V195H224ZM227 196L228 197H230L231 196V194H228L227 193ZM20 197V196H19ZM112 197V196H111ZM195 197V196H194ZM199 197L198 196H196L195 198L197 199V202H199V201H201V199H204L203 197L201 198L200 197V200H199ZM205 197V198H206ZM212 197V196H211ZM210 197V198H211ZM213 197H216V196H213ZM218 197V196H217ZM236 197V196H235ZM239 197V196H238ZM239 197V198H240ZM247 197V196H246ZM174 198H172V200L174 199ZM186 198V197H185ZM190 199H191V196L189 197ZM193 198V197H192ZM231 198V197H230ZM237 198V197H236ZM242 198H241V201H243L242 200ZM100 199V198H99ZM116 199V198H115ZM171 199V198H170ZM194 199V198H193ZM207 199V198H206ZM206 199H204V203L206 202L205 200ZM213 199V198H212ZM211 199V200H212ZM217 199V198H216ZM222 200H224L223 198H221ZM226 200H227V197L225 198ZM232 200H233V198H231ZM238 199V198H237ZM103 200V199H102ZM111 200H113V199H110V201ZM209 200V199H208ZM207 200V201H208ZM219 201H220V195H219V199H218ZM222 200L219 202V203H221L222 202ZM225 200V202L223 201V203H222V205L225 203V205H226V202H227V204L229 203V205L228 206H223V207H231V203L232 202H234V201H232V200H229V202L228 201H226ZM162 201V200H161ZM167 201V200H166ZM165 201V202H166ZM169 201V200H168ZM196 201V200H195ZM195 201H193L192 202V204H193V206H195ZM212 201H215V200H212ZM217 201V200H216ZM113 202H116V201H113ZM119 203H120V201H118ZM125 202V201H124ZM164 202V200L162 201V203ZM165 202H164V204H165ZM172 202V201H171ZM170 202V203H171ZM173 202L174 203H171L172 204V206H173V204H176L177 202H175V200H173ZM179 202V201H178ZM185 202V201H184ZM196 202V203H197ZM211 201L209 200V203H210ZM98 203V202H97ZM105 203V202H104ZM108 203H109V201H108ZM107 203V204H108ZM111 203H112V201H111ZM117 203V202H116ZM168 203V202H167ZM167 203H166V206H168L167 205ZM202 203V202H201ZM202 203V204H200V203H197L198 205H201L202 206V208L203 207H206L205 206V204L207 205V203ZM215 203V202H214ZM213 203V204H214ZM243 203H244V201H243ZM100 204V203H99ZM106 204V205H107ZM129 204V203H128ZM180 204H181V202H180ZM196 204V205H197ZM211 204V203H210ZM236 204V203H235ZM239 204V203H238ZM242 203H240V205H241ZM101 205H103V203L101 204ZM120 205H122L123 206V203L122 204H120ZM119 205V206H120ZM177 205V207H181L179 204H176ZM176 205H174L173 207H176ZM197 205V206H198ZM204 205V206H203ZM209 205V204H208ZM207 205V209H208V213L207 214H209V208H210V206H208ZM212 205V204H211ZM215 205V204H214ZM217 205H218V203H217ZM237 205V204H236ZM81 206V205H80ZM103 206H105V204L103 205ZM115 206V205H114ZM126 206H127V204H126ZM125 206V207H126ZM192 206V207H193ZM201 206H199L200 208H201ZM235 206V205H234ZM238 206V205H237ZM242 206H243V204H242ZM118 207V206H117ZM124 207V208H125ZM129 207V206H128ZM127 207V208H128ZM163 207H165V206H163ZM177 207H176V210H177ZM184 207V206H183ZM183 207H181V208H183ZM191 207V211H192V208ZM198 207V208H199ZM220 207V206H219ZM109 208H110V205H109ZM116 208V207H115ZM127 208H125L126 210H129V209H127ZM130 208V207H129ZM160 208H162V206L160 205ZM178 208V210H179V212H180V209ZM197 207H196V209H198ZM201 208V209H202ZM211 208H212V206H211ZM210 208V209H211ZM232 208H233V206H232ZM237 208V207H236ZM111 209H112V207H111ZM165 209H167V208H165ZM185 209V208H184ZM183 209V210H184ZM189 209H187V211H185V212H187V214H188V211H189ZM204 210H205V208H203ZM207 209H206V212H207ZM213 209V208H212ZM216 209V208H215ZM215 209H214V213H215ZM237 209H239V208H237ZM164 209L162 208V211H163ZM174 210V212H172L171 214L172 215H174V214H177L178 213V210L176 211L177 213H175V209H173ZM186 210V209H185ZM217 210H218V212H219V210H220V208H217ZM216 210V211H217ZM129 211H131V209L129 210ZM166 211H168V210H166ZM165 211V213H167ZM199 211H200V209H199ZM201 211H203V210H201ZM200 211V212H201ZM234 212H235V209L233 210ZM241 211V209H239V212ZM112 212H114V211H112ZM161 212V211H160ZM182 212H184V211H182V209H181V213ZM199 212V213H200ZM206 212H205V214H206ZM213 212V211H212ZM230 212H231V214L230 215H233V212L231 211V208H230ZM164 213V214H165ZM181 213H179V214H181ZM193 213V212H192ZM213 213V214H214ZM235 213H237V212H235ZM242 213V212H241ZM163 214V213H162ZM170 214V213H169ZM171 214H170V216H171ZM183 214V213H182ZM205 214H202V216L203 215H205ZM217 214V212L215 213V215ZM219 214V213H218ZM240 214V213H239ZM166 215V214H165ZM178 215V214H177ZM184 215H185V213H184ZM195 215H196V213H195ZM195 215H194V217H195ZM200 214H198V211H197V217L199 216ZM211 215H212V213H211ZM223 215H225V214H223ZM235 215V214H234ZM260 215H262V214H260ZM169 216V217H170ZM175 216V215H174ZM173 216V217H174ZM179 216V215H178ZM186 216V215H185ZM184 216V217H185ZM187 216H189V214L187 215ZM218 216H220V215H218ZM218 216H217V218H218ZM228 216V215H227ZM240 216V215H239ZM238 216V217H239ZM244 216V215H243ZM165 217V216H164ZM164 217L162 216V218H163V221L164 222H166V221H168V219L169 218H167V219H164ZM168 217V216H167ZM183 217V218H184ZM229 217V216H228ZM232 217V216H231ZM235 217H236V215H235ZM175 218V217H174ZM196 218V217H195ZM220 218V217H219ZM224 218V217H223ZM227 218V217H226ZM171 219H172V217H171ZM177 219H179L178 217H177ZM228 219V218H227ZM170 220V219H169ZM218 219H216V221H217ZM224 220H226L225 218H224ZM223 220V221H224ZM231 220V218H229L228 219V221H230ZM232 220H234L233 218H232ZM220 221H222V218H221V220L219 219V221L218 222H220ZM222 221V222H223ZM249 221V220H248ZM253 221V220H252ZM224 223L225 222H223V226L225 227V225H224ZM253 223V222H252ZM251 223V224H252ZM254 223H256V221L254 222ZM253 223V224H254ZM167 224H169L168 222H167ZM220 224V223H219ZM230 224V223H229ZM234 225V222H231V226L233 227V225ZM252 224V225H253ZM165 225V224H164ZM165 227H167V226H165ZM226 229H228V225H226ZM221 227L219 226V229H220ZM223 228V227H222ZM226 229H223L224 231L226 230ZM221 230V229H220ZM219 230V232H221ZM222 230V232H224ZM249 231H251L250 229H249ZM248 231V232H249ZM225 233V232H224ZM249 233H251V232H249ZM210 240V239H209ZM223 243V242H222ZM222 245V244H221ZM223 248V247H222ZM235 253V252H234ZM239 253H241V252H239ZM236 255H237V253H235ZM235 255V256H236ZM240 255V254H239ZM230 257V256H229ZM238 257V256H237ZM231 258H233V257H231ZM228 260V259H227ZM225 261V260H224ZM224 261H223V264H225L224 263ZM227 262V261H226ZM234 262V261H233ZM237 261H235V263H236ZM230 263H232V262H230ZM215 264V263H214ZM226 264H229L228 262L226 263ZM234 264V263H233Z\"/></svg>","mask_w":264,"mask_h":264}]
</instances>
